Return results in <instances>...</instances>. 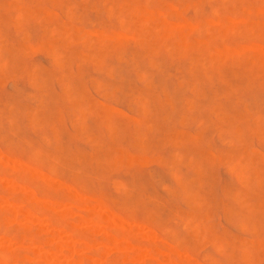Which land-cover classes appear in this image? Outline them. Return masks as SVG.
Segmentation results:
<instances>
[{
  "label": "rangeland",
  "instance_id": "obj_1",
  "mask_svg": "<svg viewBox=\"0 0 264 264\" xmlns=\"http://www.w3.org/2000/svg\"><path fill=\"white\" fill-rule=\"evenodd\" d=\"M50 1H53V4H51ZM56 1L57 2L61 1V3H58V5H57ZM138 1L137 0H134V1L133 0H120V1L119 0H98V1L97 0H84V2H83V0H24V1L21 0V2H20L19 0H3V1L0 0V2H1L0 3V48L2 46V48L0 49V63L2 61L5 63V65L3 66V70L0 66V71L2 70V73L0 72V96H1L0 97V106H1L0 109L1 108L5 109V110H0V120H1L0 122H2V125H1L2 128H0V137L2 136L1 134L4 133V135H6V138H7V139H5V136L3 135L4 136L3 141H0V152L6 153L8 155V157L11 156V158H13V159H15V157H17L16 159H20L19 161L23 160L22 162H26V164H30V166L32 168H34L33 173L36 177H33V178H31V180H29L30 178H28L27 175H26L27 178L24 176L25 180L27 179V181L28 180L29 181L27 183H24L25 186L26 185H28V186H26L25 192L22 191V194L27 193V195H29L30 193L33 192L32 194H35V196H37V199H38L37 205L38 206L41 203L47 204L48 200H46V199H50V198L52 200L58 201V202L67 201L68 204L67 203L66 204L50 203V206L52 209V214L53 215L56 214L55 215L56 219L59 218L57 215L62 214L64 211H68V212H70L69 213L70 216H69V214H67L66 217H68V218L64 217V219L76 223L79 230L90 228V226L94 227V225H95V227H96L95 229H97L100 233H106V229L103 226L96 225L94 222H87L84 224H80L78 222V224H77V219L79 220L80 215L82 213L86 214V211L84 209H81V208H80L81 211H79V207H77L78 208V210H77V208L74 206V204L69 203L70 199L69 198L67 199L68 196L66 197V195H64L66 193H63L64 196H62V197H64V198L61 199V197H58L59 196L58 194H60L63 189H64V191H66L68 188V187L66 188V186H69L70 188L73 187V189L77 190L79 193H82L83 195L85 194L84 197H86V195L88 197V195H89V197L91 196L92 198H93V196H94V198L95 197H97L99 199L101 198V200L104 202V204L111 211L113 210V212H115L116 214H119L120 217H122V218L124 217L123 219H125V220L131 221V222L135 221L134 222L135 225L132 226L133 229L132 228L131 229L133 231H135L136 233H139L141 235H146L147 234V231H146L147 228H154L155 230L154 229L153 230L155 231V234H157V235H155L157 237V238L155 237L156 241H154V239H153L154 237L151 238L150 236L144 237L143 239H139L140 242L139 241L136 242V240H132L134 242L135 247L138 249L136 251L137 257H138L139 261H142V262L145 261L144 264H157L156 262H158V264H159L160 262H162V261H160V259L161 260L165 259V257H169L172 260L175 259L177 262H180V263H184V261L186 262V260H189V261H192L191 264H198V263H200V264H203V263L204 264H208V263H210V264H214V263L226 264L228 262V260H229V262L227 264H230V263L232 264L237 259L239 262H235V264L236 263L237 264H240V263L241 264H246V263L264 264V237H263V235H264V231H263L264 230V222H263L264 221L263 220V218H264V212H263L264 211V209H263L264 208V189L261 190L262 185L264 186V182H263L264 180L261 179V178L264 179V162H262V161H264V142H263L264 141V133H263L264 131H260V129L262 128L261 125H263L262 123L264 122V118H263V116H264V107H263L264 104L262 105V102L264 103V96L261 95L264 92V90H263L264 85H263V88H261V86H262L261 81H262V84H264L263 83L264 82V70H263L264 68L262 69L264 63H261L258 60H257V62H256V60H254V62H253L252 60L248 59L245 56L247 54V52H249V51H246L247 49H245L246 45H248L249 47H256V48H263L264 49V34H263V31H264L263 24L264 23H262L263 22L262 20H264V16H263L264 15V0H260V1L259 0H254V1L253 0H249V1L248 0H242V1L241 0H225V2H224V0H217V1L216 0H198V1L197 0H183L184 2L182 0H180V1L179 0H153V1L152 0H141L140 2H138ZM144 1H145V3H144ZM181 1L183 3H181ZM203 1H204V3L202 4ZM235 1H236V3H235ZM244 1H246V2L244 3ZM31 2H33V4L35 2V4L31 5ZM124 2H126V3L127 2L128 3L136 2V4H138L140 6H142V5L146 6L149 9H154V11L157 9H160L161 13L163 12L162 15L164 13L166 14V12L168 11L167 12L168 14H166L167 16L166 15L165 16L168 18L169 21H171V25L173 27L179 26V23L181 25V21L187 22L190 20V22H187V23H190V26L187 25L184 29L185 31H189V32H186L187 34L185 37L186 38L189 37L186 40L195 43L197 37H198V39H201L203 37L202 40L207 39V40L213 41V42L207 43L210 45L209 48L207 47L208 45H205V42H203V43L200 42V43L195 44L191 47H188V49L186 48V50H185L183 45H181V44L178 45L177 43H175V41L179 40L177 35H172V34L168 35V36L159 35V34H157L156 29H154V28H148V29L144 28L142 31L143 33H137L136 31H139L140 30L139 28L143 27V23L141 20H140V22L137 20L138 18L136 17V14H134V13L132 14V11L134 12L135 9L132 7H129L128 4L125 5L126 3H124ZM149 2H150V4H149ZM72 3H73V7L70 6V5H72ZM187 3H188V5H187ZM8 4H10V5H8ZM64 4H66V5H64ZM239 4L242 5V8H241V5L239 6ZM243 4H245V5H243ZM62 5H64V6H62ZM76 5H77V7H76ZM98 5L101 7H99ZM109 5H111V9H112V12L110 9V13L107 10L108 9L107 6H109ZM120 5H122V6L120 8H118ZM170 5L172 8L170 7ZM175 5H177V6H175ZM185 5H186V8L182 9V7H185ZM193 5H194V10H193ZM216 5H217V9H218L217 13L220 15V16L219 15L218 16L222 17V19L225 20V22L222 24H224L228 27L231 26L225 30V33H222L223 31L222 32L217 31L218 25H216V23L214 24L215 21H213L211 23L207 22V19H211V18L216 19L218 17L217 14L212 13V12H214V9L216 10ZM54 6H56V7L58 6V7L54 8ZM59 6L62 7L60 9H62L63 11L60 9H59L60 11L58 10ZM65 6L67 8H70V9H66ZM88 6H89V9H88ZM155 6H156V8H155ZM196 6H198V7H196ZM230 6H231V8H230ZM244 6H246V7H244ZM94 7H97V9ZM195 7H196V9H195ZM201 7L204 8L205 11H204V9H201ZM4 8H6V9H4ZM32 8H33V10H32ZM173 8H175V9H173ZM244 8H245V11L247 12V14H246V12L244 13ZM35 9H37V10H35ZM39 9H40V11H39ZM43 9H44V11H43ZM170 9L171 10L173 9L174 11H170ZM180 9H182V10H180ZM200 9L202 11V12L200 11L201 13L199 12ZM233 9H235L238 13L236 11H234ZM261 9H262V12H261ZM256 10L258 11L259 14H257ZM2 11H5L6 13H4ZM7 11H9V12H7ZM49 11H51V12L49 13ZM98 11H100V12H98ZM28 12H30V13H28ZM104 12H106L107 14ZM121 12L123 13V15ZM179 12H181V15H183V17H185L186 19H184L180 15ZM208 12H209V14H208ZM230 12L231 13L233 12V13L230 14ZM3 13H4V15H3ZM16 13H18L20 15H18ZM45 13L47 14V16ZM80 13H82V14H80ZM118 13H121V14H118ZM66 14H67V18H65ZM68 14L70 16L72 15L70 17L71 20L68 19L69 18ZM73 14L76 16H74ZM116 14H117V16L120 15L119 17H121V18L123 16L124 20L123 19L122 20L125 22V28L120 26L122 24V20H121V18L116 19L117 18ZM194 14L195 15L197 14L196 15L197 18H196V16H194ZM37 15H39V16H37ZM80 15L81 16L83 15V17H81ZM105 15H107V17ZM171 15H172V18H171ZM235 15H236V17H235ZM254 15H255V17H254ZM41 16H43V17H41ZM133 16H135V17L133 18ZM241 16H242V19H240ZM102 17L105 18V20H104L106 22L105 24L103 23L104 21L100 22V21H102L101 19H103ZM177 17H178V20H177ZM191 17L194 18V20ZM232 17H234V18H232ZM238 17H240V18H238ZM99 18H100V21H99ZM235 18H237V19H235ZM252 18H254V19L251 20ZM257 18L259 19L258 21H257ZM14 19H16V20H14ZM63 19H65V20H63ZM238 19H239V21L237 22ZM38 20H40V21H38ZM75 20L79 21V23H76L77 21H75ZM113 20H115L116 23ZM119 20H121L120 25H119ZM134 20H137V21L135 22ZM231 20H235L234 22H236V24H234L233 22H232L233 23L232 24ZM28 21H30L31 24ZM33 22L35 23V25ZM92 22H94V24ZM110 22H112V23L110 24ZM117 22H118V26H116ZM192 22H195V23L192 24ZM196 22H198V23H196ZM248 22H250V23H248ZM251 22H252V24H251ZM99 23H100V25H99ZM212 23H213V25H216V26H213ZM112 24H114V26ZM8 25H11L10 28ZM13 25L16 26V28ZM30 25H32V26H30ZM88 25L91 27H89ZM93 25H95V26H93ZM102 25H103V27H101ZM128 25L131 29L128 28L129 31H126ZM193 25L194 26L196 25V27H192ZM208 25H209V27L210 26H212V27L208 28L207 27ZM248 25L251 26V29H249L250 27ZM21 26H23V29L21 31H19L20 32L19 33L17 31L19 30V27H21ZM49 26H50L49 32L51 31L52 28H54L53 29L54 31L52 30V33L54 32L53 36H51V34L48 35V33H49L48 30H47V32H46V30H44L45 27L47 28ZM232 26H234V27H232ZM244 26H245V29L243 28ZM17 27H18V29H17ZM36 27L38 30L36 29ZM67 27H69V28L66 29ZM73 27L78 28V30L77 29L73 30ZM189 27H192V28H189ZM197 27L198 28L200 27V28L198 29ZM95 28L97 30H95ZM122 28H124V29H122ZM206 28L208 30H210L211 33L208 32V30H206ZM35 29L37 30L36 31L37 33H35V31H34ZM47 29H49V28H47ZM62 29H63L64 33H63ZM232 29H234L236 31H234ZM252 29H254V31H253L254 33L252 32ZM8 30H9V32H8ZM87 30H88V32H87ZM196 30H199V31H196ZM231 30H232V32H237V33H232ZM249 30H250V32H249ZM38 31H39V34H38ZM44 31H45V34H44ZM68 31H71V33ZM193 31L194 32L196 31V34ZM245 31H248L249 33L245 32ZM100 32H102V33H100ZM113 32H114V34H116V36L118 35L120 40L117 39V41H115L116 36L113 34ZM118 32H120V33L118 34ZM121 32H122V34H121ZM125 32L127 35L124 34ZM198 32H199V34H198L199 36L197 35ZM40 33L42 35L43 34L44 35L41 37ZM67 33H70V34H67ZM80 33H82V34H80ZM133 33H135L134 36H132ZM208 33H210V34H208ZM216 33H218V34L215 35ZM238 33H240V35ZM255 33H256V35H255ZM7 34H8V36H7ZM66 34H67V36H66ZM101 34H103L104 37H102ZM108 34H110V36ZM129 34H131L130 37L128 36ZM147 34H148V37H147ZM200 34L202 36H200ZM219 34H222V36L220 37ZM232 34H234V35H232ZM252 34H254L255 36H253ZM258 34L260 35V37H262V36L263 37L260 38ZM26 35H29V36H26ZM35 35H37L38 38L35 37ZM47 35H48V37H46ZM64 35H65V37H64ZM119 35H121V36H119ZM213 35L217 36L218 39H217V37L215 38ZM246 35H250V36L246 37ZM85 36H86V39H84V41H83L82 39L85 38ZM131 36H132V38H131ZM209 36H210V38H209ZM232 36L236 39V41L233 39ZM25 37L27 39H25ZM28 37L29 38L31 37L29 39L30 41L28 40ZM99 37H102V39H100ZM137 37L138 38L143 37V40L141 41V39H139V40L135 41V39ZM195 37H196V39H195ZM222 37H225V38H223V40H222ZM231 37L234 41L231 39ZM2 38H3V41H1ZM11 38H12V41L15 40V43L13 42V45H12L11 40L9 41V39H11ZM69 38H72L73 40L69 41ZM98 38L100 41L98 40ZM5 39L6 40L8 39L7 43L5 42L6 41ZM46 39H47V41H46ZM101 40L105 43L102 44ZM118 40H119V42H118ZM126 40H127V42H126ZM227 40L229 41V43L231 42V44H228ZM43 41H44V43H43ZM91 41H93V42H91ZM113 41H115V42L113 43ZM130 41H132L131 42L132 45L133 44H136V45L132 46L130 44ZM134 41H135V43H134ZM138 41H140V42H138ZM214 41H215V43H214ZM224 41H226V42H224ZM29 42L31 45L29 44ZM236 42H238V43H236ZM89 43H90V47L88 46ZM121 43H122V45H121ZM123 43H124V46H125V44L127 45V46H125V48L122 47ZM216 43H217V45H216ZM38 44H39V46L37 47L36 45H38ZM83 44L85 45V48H84ZM101 44H102V46H101ZM202 44H204V45H202ZM223 44L228 45L229 47H236V48L238 47L237 52H235L236 56H234V57L229 56V57L222 58L221 55L217 53L216 48H220V49L223 48V46H224ZM242 44H243V46H242ZM67 45H68V47H67ZM239 45H241L240 46L241 48H239ZM6 46L8 48L5 50L4 47H6ZM154 46L156 47V49H154ZM118 47H120V52L124 51L122 53V55H119V56H117L118 54L115 55V53L118 52V50H119ZM121 47L124 48V50ZM143 47H144V49H143ZM165 48H168L169 50H167ZM196 48H200V49L197 50ZM47 49H50V52L52 51V49H53V51L55 49L56 51H54V54H55V52L58 55L61 54V57H59V56L57 57V54L55 56H54V54H51V56H50L49 55L50 52L48 53ZM110 49H112V50H110ZM127 49H128V51L126 52ZM183 49H184V52L182 51ZM208 49L209 50L211 49L212 52H215V54L217 55L216 57L214 56L215 57L214 59L210 57L209 53H211V51H208ZM27 50H29V51L26 52ZM80 50L82 51V53ZM156 51L159 52L160 57L158 56V53H155ZM171 51H172V54H171ZM199 51H201V52H199ZM25 52H26V54H25ZM21 53H22V56L19 55ZM133 53H134V55H133L134 57L132 56ZM153 53H155L157 56ZM185 53H186V55H185ZM237 53L240 54L241 56H239ZM71 54H72V56H71ZM127 54H129L130 56L128 55L129 56L128 57ZM138 54H139V56H138ZM149 54H151L152 56H150ZM167 54L169 57L167 56ZM25 55H27V56H25ZM107 55H111L110 59L107 57ZM124 55H126L127 58ZM148 55H149V57H147ZM171 55L174 58L171 57ZM182 55L185 56V57H183V59L181 58ZM190 55L192 56V58L194 57V59H191ZM213 55H214V53H213ZM219 55H220V57H219ZM243 55L246 58L243 57ZM76 56L78 58L85 57L86 62H84V58H83V63H81L82 61L80 62V60H78V59L76 61V59H75ZM116 56L118 58L120 57L119 59L125 57L124 58L125 61L127 60L126 64L123 65V62H125L124 59H122L123 62L121 60L122 63L119 62L120 60L117 59ZM238 56L240 58L242 57L243 60L241 59L239 62L240 58H238ZM65 57H66V61H68V62H66L64 60ZM98 57L100 58L99 60H101L102 57H104L106 60L104 58H102V61L104 59L103 62H101V63L95 62V61H98L97 60ZM131 57H132V59H131ZM155 57H157V58H155ZM158 57L160 59V60H157L159 64L155 63L157 61H154V60L158 59ZM170 57L173 59H171ZM5 58H7V59H5ZM82 58H80V59H82ZM113 58L115 60H113ZM128 58H130V59H128ZM143 58H144V60H143ZM148 58H150V59H148ZM180 58L182 59V61ZM187 58H189L190 62L188 61ZM220 58H222V61L220 60ZM227 58L229 59L228 62L226 60ZM231 58H233V59H231ZM52 59H53V61H52ZM58 59H60V61ZM174 59H176V62L179 63V65L181 64V66L174 64V63H176ZM211 59L213 61H211ZM110 60L111 61L113 60V62L115 61V63L113 64V62H111ZM130 60H132L133 63ZM140 60L143 62V64H141V65L139 62ZM146 60H149V61H146ZM230 60H232V62ZM234 60H235L236 64H235V62L233 64ZM144 61L147 64H145ZM180 61H181V63H180ZM191 61L193 63H191ZM203 61H204V64H203ZM62 62H64L65 64L63 63L64 64L63 65ZM79 62H80V65H79ZM107 62H109V63L107 64ZM135 62H137L139 64V66H138V64L135 65L136 64ZM58 63L62 64L64 66V68L62 65L58 66ZM73 63H75V65ZM128 63H129V65L127 68ZM168 63L170 66L167 65ZM187 63H189V64L187 65ZM196 63L197 64L200 63V64L196 65ZM223 63L224 64L226 63L225 66H222V65H224ZM228 63L232 64V68H231L230 64H228ZM55 64H57V65H55ZM104 64H107V66H108L107 69H106V66ZM109 64H110V66H109ZM115 64H116V66H114ZM117 64L119 67L117 66ZM148 64H150V65H148ZM155 64H158L159 66H157ZM171 64H173L172 67H171ZM194 64L196 67L194 66ZM255 64L260 65L262 67H258V66L255 67ZM68 65L72 66V68H69ZM160 65H161L162 69L159 68ZM165 65H166V67H165ZM182 65L184 68L182 67ZM190 65H192V66H190ZM17 66H19V67H17ZM29 66L31 67L30 70L28 69ZM125 66H126V68H125ZM137 66H138V68H136ZM147 66H148V68H146ZM168 66H169V71H168ZM176 66H177V68H176ZM193 66L195 68H193ZM219 66L221 67L220 68V71H222L221 74H219L220 73ZM32 67H35V68L37 67L38 69L36 68L37 70H34L35 68L33 69ZM58 67L63 68V69L62 68L61 69L64 71L65 76L63 75V78H62L64 80L61 79L60 75H59L60 78H58L57 74L63 73V71L60 70V68H58ZM77 67H79V69H76ZM115 67H117L118 70ZM142 67L144 68V70L147 69L146 70L147 72L150 71V72H148L149 75H151L150 77L148 76L146 71H145L146 73H144V74H142L144 71L142 73L141 72L139 73V71H135V70H140V69L142 70L143 69ZM250 67H251V69H252V67H255L253 69L254 71L249 69ZM111 68L113 69L112 72H111ZM129 68H132V69H129ZM165 68H167V70ZM175 68H176V71H175ZM207 68H208L209 72H207ZM31 69L33 70V75H32ZM181 69H185L184 70L185 73H182L183 70L181 72ZM188 69H190L194 73L190 74L191 72ZM211 69H214V71ZM216 69L219 72H217ZM23 70H24V73H23ZM69 70H71V71H69ZM255 70L257 71L258 74L255 72ZM258 70H261V72ZM29 71H31V74ZM55 71H56V73H55ZM106 71H107V73H105ZM128 71H129V73H128ZM156 71L158 73H156ZM160 71L161 72L163 71V72L161 73ZM26 72L27 73L29 72L28 75L31 76V77L28 76V77H30L29 80L32 78V76L35 75L34 72L37 74L36 76L39 75L38 79H41V77H42V80L39 81L37 79V81H36L33 78V81H34L33 82L34 85H33V83H31L32 80L29 81L27 79L28 77H27ZM205 72H206V74L208 73L207 76L210 73L211 76H209V79L206 76ZM75 73H78V74H75ZM135 73H136V75L138 74V76H136ZM196 73H197V75H196ZM42 74H44V75H42ZM55 74H56V78L59 79L58 82L56 81L57 79H55ZM108 74H110V76ZM185 74H186V76H184ZM214 74L217 76V78H219L217 81H216L217 78L215 77ZM251 74H252V76H251ZM73 75H74L75 79H73ZM139 75L142 78H140ZM181 75H182V77H181ZM192 75H196V77H198L199 79L196 78L195 76L192 77ZM43 76H45V78ZM77 76H78V78H77ZM79 76L82 77L83 79H80ZM120 76H122V77H120ZM188 76L190 79L188 78ZM247 76L250 80L252 77H254L252 82L250 81V83H248L249 79L247 78ZM93 77L94 78L96 77V80H98L99 83H98V81L95 82V79ZM147 77H149L148 81L151 82V83L149 82L151 85L150 84L148 85V83H147L148 81H146ZM178 77H180V78H178ZM185 77H186V80L189 79L190 84H187L188 81L183 79ZM256 77L258 78L259 83H258V81H256L257 80ZM43 78L45 80L46 79L47 80L44 81ZM71 78L74 80V84L72 83L73 80H71ZM66 79L69 80V86H71L74 89V92L81 90V92L83 94L80 91H79V93H81V94H79L77 92L79 95L77 93L72 94L73 93L72 88L65 84V82L67 81ZM150 79H152V81ZM194 79H196V80L198 79L199 82H198V80L196 81ZM207 79H208V81H207ZM191 80H192V82H191ZM201 80H203V83H200V82H202ZM209 80L211 81V83L209 82ZM35 81H36V83L40 82V84L39 83L36 84ZM43 81L45 83H43ZM48 82H49V84H48ZM255 82H257L261 86L257 84L258 85V88H257V85ZM62 83H64V84H62ZM101 83H103V84H101ZM109 83H111V84L109 85ZM112 83L114 84L113 86H112ZM176 83H179V84H177L178 86L176 85ZM197 83L199 84V87L197 86L198 85ZM246 83H248L249 85H247ZM45 84H47V85L44 88ZM67 84H68V82H67ZM100 84H101V88H100ZM144 84H146L148 87L145 86ZM194 84H195V86H194ZM209 84H210V86H209ZM245 84H246V87L248 86L246 88L248 94L246 92H244V90H245L244 87H240V85L245 86ZM36 85H37V87H36ZM40 85H41V87H43V90L45 89L48 91L47 94L45 93L46 95L44 93H42L43 90L41 89ZM48 85H50L52 87H50ZM64 85H66V86H64ZM76 85H79V87ZM179 85L181 86L180 88H179ZM185 85H186V87H185ZM151 86L155 90L150 88ZM159 86H161V89ZM250 86H251V88H250ZM47 87H50V88H47ZM106 87L107 88L109 87V88L107 89ZM112 87H114V88H112ZM115 87L119 88V90H116ZM212 87L214 89H212ZM216 87L218 88L219 91L216 90L217 89ZM235 87H238V88H235ZM255 87H256V89H255ZM36 88H39V89L37 90ZM110 88H111V92H110ZM157 88L160 90H158ZM200 88H201V90H200ZM243 88H244V90H243ZM77 89H79V90H77ZM141 89H142V93L144 92L149 96V97H147L146 94H144L146 97L143 95L141 96L142 98L144 97V99H145L144 100L145 102L142 99H140L141 102L143 101L144 104L143 103L141 104L140 100L137 99V98H139V96L142 93L138 92L140 94L137 97L138 93H136V92L140 91ZM203 89L205 91V92H203L204 94H202ZM248 89L250 92H252L251 93V94H253L252 96H250V92L248 91ZM53 90H55L56 92ZM115 90H116V92L114 93L113 91H115ZM147 90H148V92H147ZM232 90H233V92H232ZM257 90H259L260 92H258ZM39 91H40V93H42V95H39L40 94ZM47 91H45V92H47ZM157 91L160 93L158 94ZM214 91H217L218 93L216 92V94H215ZM261 91H263V92L261 93ZM70 92H72V93H70ZM126 92H127V94H126ZM238 92H239V94H237ZM27 93H28V95H27ZM31 93L32 94L34 93L35 96L39 93L37 96L38 98L41 96L44 97V100H43L44 104L42 103V100L40 102H36V101H39L40 98H39V100L35 99L37 97L34 98V95H32ZM63 93L65 95H68L70 93L72 98L70 95H69L70 99L65 98V95H63ZM111 93H113V94H111ZM148 93L149 94L152 93V94L149 95ZM259 93H261L260 94L261 96L259 95ZM99 94H101L103 96H101ZM201 94H202V96H201ZM75 95L79 96V97L76 98ZM83 95H85V97ZM135 95L137 98L135 97ZM226 95L228 96V98ZM247 95H248V97H247ZM50 96H51V99H50L51 101L47 100V99H49ZM69 96H66V97H69ZM132 96L135 97L137 100H135V98L133 99ZM207 96H209V97H207ZM214 96L215 97L217 96V98H214ZM230 96L234 99L235 102L233 101L232 98H231L232 100L230 101ZM253 96H255L254 97L255 103H258L256 105L254 104V102L251 101L253 99L251 97H253ZM56 97H58L59 99ZM63 97L65 98V100H63L64 99ZM80 97H82V99L84 97V100L79 99ZM202 97H203V99H202ZM237 97H240L242 100L240 98H237ZM148 98H151L150 99L151 101ZM190 98H192V100L187 102V103H190V102L191 103L187 104L185 102V100H188V99L190 100ZM206 98H207V100H206ZM212 98H214V100ZM220 98H222V99H220ZM261 98L263 99V101L261 100V102H260L259 100ZM31 99H33L32 102L30 101ZM34 99H35V101H34ZM57 99H58V101L56 102ZM77 99H79L80 102L77 101ZM152 99H153V101H152ZM168 99L171 103L169 101L167 102ZM178 99H182V100H180V102H178L179 101ZM193 99H195V100H193ZM238 99H240L241 101H243L245 99L246 101L244 100L243 102H241ZM10 100L13 103H11ZM62 100H63V102H62ZM69 100H71V101H69ZM4 101L5 102L8 101L6 103L7 105H5ZM72 101H73V103L75 102V106L72 103ZM148 101H150V102H148ZM163 101L165 104L163 103ZM194 101H196V102H194ZM199 101H202V103ZM78 102H79L80 106L78 105ZM102 102L105 104L106 103L108 104V107L106 106L107 104L105 105V108L107 107L106 109H104V104ZM153 102L154 103L156 102L155 103L156 105L154 104V107H153V105H151ZM192 102L196 103V104L193 105ZM206 102L207 103L211 102V103L209 105H207ZM226 102L229 104L231 103V105H228ZM36 103H40L38 105H41V103L43 104L42 107L39 106L41 108L38 107L39 109L37 111H36V109H37ZM233 103L234 104L236 103L235 104L236 106H234ZM239 103H240V106H239ZM34 104H36V105H34ZM197 104H199L201 107ZM223 104L225 106V109H224V107L222 108V106H221ZM87 105H89V106H87ZM111 105H112V107H111ZM144 105H145L146 110L144 111V115H143ZM149 105L152 107H150ZM171 105L174 106L173 108H175V109L170 107ZM188 105L189 106L192 105L191 108ZM210 105L212 107H210ZM245 105H247V106L249 105L248 107L246 106V108H248V110H250V111L256 110L255 112L259 111L260 113L259 112L256 113V116H255L254 115L255 112L254 113L251 112L252 114L250 115L249 111L244 108ZM253 105H255L256 107L259 106V109ZM8 106H10V107L12 106L13 108L9 109L10 107L7 108ZM141 106H142V108H141ZM146 106H148V107H146ZM161 106H162V108H161ZM197 106H199V107H197ZM228 106L232 107V109H230ZM250 106H252L251 107L252 110L250 109ZM30 107H31V110H30ZM78 107L79 108L81 107L82 110L84 109L83 110V111H85L83 113L84 115L81 114L82 110L80 112L79 111L80 109ZM116 107H117V110H116ZM216 107L218 109L220 108L219 111H221V108H222L223 112H225V113H226V111H224V110H228V108H229L230 114H229V111H227L229 115L227 116V113L223 115L222 111H221L222 112L221 113L218 111V109H215ZM253 107H255L256 109ZM71 108L73 111L71 110ZM113 108H115V109H113ZM140 108L142 109V112H141ZM177 108H178V110H177ZM184 108H185V110H184ZM18 109H19V111H18ZM28 109L30 110V112L28 111ZM9 110L11 111V113L9 112ZM104 110H107V111H104ZM121 110L124 112L121 113ZM171 110L174 112V115H173ZM183 110H184V112H183ZM216 110L218 111V114H221L220 118H222V119H219L218 118L219 115L215 114L214 111H216ZM25 111H28L29 113L28 112L25 113ZM32 111H35L34 113H35L36 117H34L35 115H33ZM14 112H16V114H14ZM72 112H75V113H72ZM112 112H113V114H112ZM180 112H182V113H180ZM8 113L10 116L7 115ZM165 113H167V114H165ZM231 113L234 114L233 115L234 117L235 116L237 117V118L235 117L233 121L231 120L233 118V116H231L232 115ZM24 114L26 115L27 118L24 116ZM27 114L29 117L27 116ZM181 114L184 115L182 117L183 122L180 121L181 120L180 118L182 116ZM12 115H14V116L16 115L15 119H17V122L20 126L16 125L17 126L16 127L15 121H14V123H12L14 120L13 119L11 121V119L13 117ZM32 115H33V117H32L33 121L30 122V119H31L30 117ZM225 115L227 116V118H225ZM8 116H9V120L6 118ZM113 116H114L115 120H111L110 118H108L110 120H105V119H107V117L113 118ZM133 116H135V118H133ZM144 116L147 117V120L145 119V122L144 121L142 122L141 119ZM254 116H255V118H253ZM170 117H172V118L170 119ZM228 117L230 118V120L228 119ZM258 117H260L261 119ZM139 118H141L140 120H141L142 124L140 123V120L137 121V119H139ZM173 118L175 120L177 118V121H175ZM256 118H257L258 126H260L261 128L260 127L258 128L257 126L255 127V125H257V122H255V121L252 122V119H256ZM240 119H242V120H240ZM258 119H260V120H258ZM121 120L124 122L121 123ZM132 120L133 121L135 120V122L137 121L136 123L138 124V127H137V124L135 122L134 123L131 122ZM143 120H144V118H143ZM148 120H150V122H147ZM206 120H208V121L206 122ZM211 120H212V122H211ZM237 120L239 121V123ZM261 120H263V121H261ZM106 121H109V122H106ZM113 121H115L116 123ZM223 121L227 125L224 124L225 128L220 129L221 125L224 127V125L222 124ZM243 121H244V124H246V125L241 123ZM110 122H112V125L115 124V126L114 125H113L114 127L111 126V124H109ZM228 122H231V124ZM105 123H106V125H105ZM149 123H151V124H149ZM211 123H213V124H211ZM237 123L242 125L241 128L239 127L242 131L237 130V129H239L238 126H240V125H238L237 128L235 127V125H237ZM254 123H255V125H254ZM9 124H11V126H9ZM78 124L81 125V127H79ZM85 124H87V125L85 126ZM103 124H104V126H103ZM133 124H134V126H133ZM144 124L146 126H147V124H149L150 128L148 127L146 129V126H144ZM5 125L6 126L8 125L9 127L13 126L12 128H9L7 126V128L10 130L12 129V133L17 130L15 135H14V133L13 134L11 132L9 133L8 132L9 130L6 129ZM27 125L30 127H28ZM38 125L40 126L39 129L37 128ZM119 125H121L122 127ZM127 125H128V127H126ZM129 125H131L130 129H129ZM155 125L157 126V128L155 127ZM230 125L233 127L232 131H231L232 127H230ZM33 126H34V129H33ZM46 126H47V128H46ZM52 126H53V128H52ZM76 126H77V128L80 129V131H79V129L76 128ZM83 126H84V129L82 128ZM227 126H229V127H227ZM244 126H247L248 129ZM42 127L44 128L43 131H42V129H43ZM107 127H110V128H107ZM133 127L137 128L136 132H135L136 128L134 129ZM13 128L15 130H13ZM16 128L20 129V131ZM50 128H52L53 130ZM54 128L57 129V130L55 129L57 131L56 133H55ZM81 128H82V130H81ZM132 128L134 130H131ZM234 128H236L237 132L234 131L235 130ZM255 128H256L257 132L260 131L262 133L261 134L260 132H258V134L260 133L262 135L261 137L258 134H256ZM74 129H76L77 131ZM141 129H143L142 132H144L147 136L145 134H143L145 138L140 139V142H139L138 141L139 138L141 136H143ZM148 129H151V130H148ZM198 129H199V131L201 130L200 134L201 133L202 134L200 136H203V137H200L198 135L199 133L198 134L196 133V131ZM33 130H35V132ZM218 130H220V131L218 132ZM224 130L225 131L227 130L228 134L230 133L229 134L230 137H228V135H225V133H227V132H225ZM263 130H264V128H263ZM247 131L248 132L250 131V132L247 133ZM33 132H34V134H33ZM107 132H110V135H111V133L113 134V135H111V136H113V139L111 136H108L109 133H107ZM217 132L219 133V135L217 134ZM233 133H234V135H233ZM244 133H245L246 137H244V135H242ZM55 134L57 135V137ZM86 134H87V136H86ZM194 134L195 135L197 134L196 137L194 136ZM223 134H224V136L222 139L228 138L229 141L227 139L226 140L224 139L225 141L221 142L220 137H222ZM238 134H240V136L242 137V139L244 141V143H243L240 136L238 138L242 142L236 138L238 143L241 144L240 146L238 143H236V140H234L235 138H233V136L237 137ZM43 135L44 136L48 135V138H46L47 136L44 137ZM91 135L94 137L92 138ZM139 135H141V136L137 139L136 137H138ZM257 135L260 139H258ZM134 136H135V138H133ZM186 136L188 139L186 138ZM225 136H227V137H225ZM247 136H249V137H247ZM25 137L31 138L32 142H35V141L36 142L33 143L32 145L30 144V146H29V143L31 141L26 142V140L23 139ZM42 137H43V139H41ZM253 137H255V138H253ZM17 138L19 140L18 142H22L19 144L20 147L22 146V148H23V146H24V148H23L24 150L22 148H19L20 150L18 152H16L18 150V148H16V145H14L15 144L14 141H16V144H17V140H16ZM45 138L48 140V142L44 141ZM0 139H2V137ZM136 139H137V141H136ZM147 139H148V141H147ZM230 139H231L233 144L230 143L231 142ZM257 139H258V141L256 142ZM8 140H10L11 143ZM27 140H30V139H27ZM49 140H50V142H49ZM134 140L137 143H135ZM141 140H143V141L145 140L144 141L145 143L148 142L147 143L148 147H146L144 145L145 143L144 142L142 143ZM245 140H246V142H245ZM253 140H254V142H253ZM173 141L174 142L178 141V143H179V141H181V142L179 143V145L177 144L178 146H176L175 145L176 143H172ZM1 142L5 143L6 146H4V144L2 145ZM138 142L143 144L146 147V150L148 149V151L145 150L146 152H142L143 150H141V147L143 149L145 147L141 146V144H139ZM228 142L231 145L228 144ZM99 143H100V146L102 145V147H101L102 149H99ZM34 144H35V146H33ZM57 144H60L62 147L60 145H58L60 148H56ZM10 145L14 148L15 152L11 151L13 149ZM19 145L17 144V146H19ZM37 145H39V146L42 145V146H40V147H42V149H41L42 151H40L38 149L39 150L38 153L34 152V150H37V148L39 147V146L37 147ZM64 145H66V146H64ZM232 145L233 146L235 145L236 147L235 146L233 147ZM7 146L10 147L9 148V149H11L10 151H8L9 149L7 148ZM188 147L191 148L190 152H188L189 151ZM244 147H245V150L243 149ZM4 148H6V149H4ZM25 148H27V149H25ZM61 148H63V149H61ZM251 148H253V149H251ZM97 149H99V150H97ZM207 149H209V150H207ZM210 149L213 150V152L211 150V152L213 154L210 152ZM254 149H255V151H254ZM72 150L75 153H73ZM121 150H122V153H121ZM132 150L135 152H138L139 150L140 151L138 153H135V152H132ZM176 150H181L182 151V152H180L181 154L178 153L179 151L175 152ZM220 150H222V151L220 152ZM24 151H26V153H24ZM30 151L34 152L36 154V156L38 154H40L37 156V157H40V159L37 157L35 158L36 160L39 159L38 160L39 162L38 161H36V163L34 162L35 160H34L33 156L35 157V155L34 154L31 155ZM46 151H48V152H46ZM224 151H227V152H224ZM10 152H12V153H10ZM76 152H77V154H76ZM183 152L184 153L186 152V153L184 154ZM187 152L189 153V155L187 154ZM246 152L247 153L249 152V153L247 154ZM3 153L0 156H6ZM27 153H30V157L27 156L28 155ZM70 153H72V154H70ZM174 153H176V154L178 153L179 155L177 154L175 157ZM182 153L184 156L182 155ZM218 153H220V154H218ZM221 153H222V155H221ZM232 153H234V154L232 155ZM74 154H75V156H73ZM121 154L123 156H121ZM128 154L130 155L129 158L131 161L128 158ZM134 154L136 157L138 155V158H133V157H135ZM172 154H173V156H172ZM69 155L71 158L69 157ZM220 155H221V157H220ZM49 156H51V157H49ZM117 156L119 159L117 158ZM178 156H180V157H178ZM189 156H191V157H189ZM222 156H224L225 159H224V157L222 158ZM26 157H28V158H26ZM127 158H128V160H127ZM171 158H173V159H171ZM226 158H227V161H226ZM229 158H231V159H229ZM239 158H241V160H239ZM242 158H243V160H242ZM29 159H33L34 161L29 160ZM46 159H48V160H46ZM53 159H55V160H53ZM228 159H229V162H228ZM3 160H4V158H3ZM97 160H99L98 163H94L95 161L97 162ZM102 160L103 161L106 160L108 162H106V161L103 162ZM157 160L159 161V163ZM237 160L241 161L242 164L243 163L245 164V162H246V164H247V162H249L250 164L248 163V165H246V166L243 165L244 167H242V165L241 166L238 165L240 163L236 162ZM101 161H102V163H101ZM126 161H127V163H126ZM139 161H141L143 163H141ZM156 161H157V163H156ZM177 161L178 162L181 161V162L178 163ZM199 161H200V163H199ZM40 162L45 166L41 167L42 164ZM128 162H130V164ZM189 162L191 164H189ZM234 162H235V164H234ZM169 163H170V165H168ZM197 163H199L198 164L199 168H198V166L197 167L195 166V164H197ZM47 164L49 166H47ZM96 164H98L99 166L97 167ZM0 165L2 167V164H0ZM51 165H53L54 167L57 166V168L53 167L55 169L54 172H56L58 170L57 172L60 174L61 170L62 171L64 170L63 171L64 174L63 175L61 174L60 176H58L57 172H56V174L51 172V171H53ZM95 165H96L97 170L95 168ZM230 165H232V166H230ZM233 165H235V166H233ZM251 165H252V167L254 165L255 169H256V167L257 168L260 166L263 167L262 170H260V172H259L260 176H261L260 179H259L260 176L258 177L259 174L257 172H255L254 168L250 167ZM14 166H17V164H15ZM169 166H171L172 168ZM237 166H240V167H238V169H241V167H242V169L245 168V170H243V172H241L242 170H238L236 168ZM247 166H249L250 168L248 167L249 168L248 169ZM1 167H0V169H1ZM43 167H45V168H43ZM100 167L101 168L105 167V169L102 170V169H100ZM48 168H50V169H48ZM175 168L178 169V171H175ZM194 168H196V170L198 168V170L196 171ZM37 169H40L41 171H39ZM72 169H74V170H72ZM171 169H173L174 172L171 173V171H172ZM204 169H205V171H204ZM234 169H235L236 173L234 172ZM247 169H248V173L246 172ZM3 170L0 171V181L2 182V184H1V182H0V184L2 186H3V183L6 184L5 187H7V190L5 189V187L3 188L2 186H0V191H2L1 193L4 194V196H8L9 198L11 196H12L11 198H13L15 195H16L15 198H17V196H18L17 201L14 200L15 198L12 199L13 201H15V203L16 202H18V203H16V206L15 205L13 206V204H15V203H12L8 200H0V208H1L0 213L2 211H4V208H6L7 206H11L13 209L16 208L18 210L17 205L22 206V204H24V208L25 207L28 208V206H29V209L31 211H33V210L38 211V213H37V211L35 213L33 211L31 216H26V217H21V218L19 216L18 219H14L8 223L5 222V224H3L4 221L2 223H0V225L3 224V226H0V232H1L0 233V245H1V242L4 243V245L2 244V246H5L7 251H9V252L10 251L11 252H21V253L25 254L27 256L28 261L27 260H26L27 262L22 261L23 263H25V264H45V262H42V260H41L44 257L43 259L48 264L49 263L50 264H58V263L59 264H66V263L71 264L70 263L71 261H73L74 259H77L79 257L82 258L81 257L82 255H84L83 258L88 257L87 254L92 257V253L95 254V251L98 250L100 247H101L100 250H104V252H106V251L110 252V254L108 255L109 257L111 255L115 254V256H114V258H115L118 254L123 256L122 253H124V254L127 253V251H126L127 249L125 248L126 246L124 247V245H127L126 243H129V242L124 237H122V236L118 237V241L116 243L117 246L119 247V250H118V248H116L117 246L116 247L114 246L115 248L113 249L109 245H107V242H103L100 239L101 238L100 234H94L93 236H89V239L95 238L91 242V248H89V250L86 249V251H85L83 244L79 243L75 247L74 253L72 254L73 256L70 255V253L67 252V249L70 246H74V243L72 242L74 240V237L71 238V236L69 234L65 233L61 228H58L59 225H58V223H56L57 221L55 219H54V221L53 220L51 221L48 218V220H49L48 221L47 215H46L47 209L43 210L45 208H43V209L41 208L44 211V213H43V211L41 212V209H40V207H42L41 205L39 207L37 205H35V207L37 206L38 209H37V207H36V209H34L35 208L34 206H33V208H31L32 203L28 204L27 201H26V203L28 205L25 204V201H23V203H22L20 201L21 200V198H20V196H21L20 191L21 190H18L20 196H19L18 192H17V194H18L17 195L16 194L17 190H15V191L12 190L15 188V186L10 185L8 183L9 181L7 179V178L12 177V176L16 177L15 173L13 175L12 171L7 170L6 174H5V172ZM42 170H44V173L46 172L48 174H40L42 172ZM237 170H238V173H237ZM8 171H10V172L8 173ZM35 171H37V172H35ZM249 171H250V173H249ZM1 172H2V174H1ZM71 172L72 173L76 172L75 175H73V176H75V178H76L78 175L79 178L77 177L76 179L77 180L79 179V181L81 183H79V181H77L78 182V184H77V182H75L76 179L74 180L75 183L72 181L73 177L71 176ZM175 173L178 174L179 177L174 179V177H172L173 176L172 174H174V176H176ZM242 173L244 174V176ZM3 174L6 175L5 178L3 177L4 176ZM7 174L9 177H7ZM54 176H56V177H54ZM68 176H71L72 178H70ZM230 176H232V177H230ZM81 177H83L86 180V182ZM3 178L6 180H2ZM53 178L58 179V181H60V182L62 181V183L64 182L65 185H62L61 183L58 186L54 185V184H56L57 180L53 179ZM80 178L82 181L80 180ZM242 178H244V179L246 178V181L244 182ZM21 179H17V180L21 181ZM48 179H51L53 182H54V180L56 181L55 183H53L54 187L57 186L55 192L58 191L55 194L50 192L52 190H50V189L48 190V188H52L53 192H54L53 185H48V186L44 185L45 184L44 182L50 181ZM240 179L245 184L244 183L242 184V182L240 183V181H239ZM257 179L259 180V183L262 184V182H263L262 185L260 184L261 187L258 186L259 183L256 182ZM83 180H84V182H83ZM97 180L99 181V183ZM182 180L184 181L185 185L183 183L181 184V182H183ZM237 180H238V182H237ZM252 180H254V181L251 182ZM30 181H31L32 186L34 188L31 186ZM32 181L38 182V183L40 182L42 184L37 183L38 185H36L37 186V188H36L35 185H33L36 183H33ZM41 181H43V182H41ZM178 181H180V182H178ZM254 182H256L258 184L256 185ZM57 183H59V182H57ZM97 183L99 184V186ZM248 183H250V184L247 185ZM69 184H71V185H69ZM79 184H81L82 186H83V184H85L86 186L85 185L84 186L86 189L88 188V190H84L83 189L84 186L80 187ZM89 184H90V186H89ZM163 184L167 187L166 189H165V186ZM245 185H247L248 187L246 186V188H245ZM250 185H252V186H250ZM254 185H256V186L254 188H252ZM45 186L47 187V190H45V191L48 194V196H50V197H47L46 196L47 194L45 195V193H43L44 190H40V192L38 190L39 188L41 189V187L43 189ZM119 186H121V187H119ZM237 186H239V187H237ZM1 187H2V189H1ZM46 187L44 189H46ZM61 187H62V189L60 190V193H59V190H57V189L58 188L60 189ZM92 187H94V190H92V189L90 190V188H92ZM250 187H251V191H249L250 189L249 190L247 189ZM118 188H120V189H118ZM126 188L128 189V191L127 190L125 191ZM131 188H134V190H132ZM170 188H172V189H170ZM235 188L237 190H235ZM8 189L11 192H8ZM129 189H130V191H129ZM231 189H234L233 190L234 192L239 193V197L234 196L233 191ZM100 190H101V192H100ZM226 190L229 191V193H226L227 192ZM41 191H42V193H41ZM94 191H96V192H94ZM102 191H104V192H102ZM131 191H133V192H131ZM189 191L192 193L193 196L191 194H189L190 200L188 199L189 203H187L186 197L188 196L187 194L189 193ZM184 192L187 195L185 197V200H183L184 196L181 195V194L185 195ZM240 192H241V194H240ZM257 192H259V193H257ZM1 193H0V196L2 195ZM11 193L14 196L11 195ZM50 193H51L52 197H51ZM91 193H93V195ZM102 193H104V196H106L108 194L106 197L109 196L108 197L109 199H107V198L105 199L103 196L99 195ZM42 194H43V196H42ZM225 194H228V195H225ZM229 194H232L235 198H233L232 195H231L232 196L231 197ZM55 196H57V197H55ZM148 196L150 198L151 197L152 198L154 197V198L150 200V198ZM191 196L193 197L192 199H194V196H196L195 197L196 200H194L195 203H193V204L191 202V200H192ZM125 197H127V198H125ZM44 198H46V199H44ZM112 198H115V199L112 200ZM215 198H216V200H215ZM240 198H242V199L240 200ZM116 199L118 200L117 203L119 205L121 202L123 205L126 203L127 205H125V206H127V208L129 205V208L133 209V207H134V210L133 211L130 209L128 210L124 206L125 210H126L125 211V210H123L124 207L122 204H121L122 206L117 207L116 206L117 204L114 202V201H116ZM123 199L124 200L126 199L127 201L125 200V203H124ZM158 199L163 200V202L166 203V205ZM217 201L220 204L217 203ZM112 202H114V203H112ZM156 202H157V205H156ZM159 202H161L160 204L162 206L158 205ZM249 202L251 203L250 204L251 206L249 205ZM90 203H93V202L90 201ZM259 203H260V205H259ZM233 205L236 208V209H234V211H233V207H232ZM248 205H249V207H248ZM97 207H98V205L95 206V208L97 210L102 209L100 207H98V208ZM121 207H123V209H121ZM163 207H165V208L163 209ZM208 207H209V210L207 209ZM170 208H172L173 211ZM250 208H251V210H250ZM259 208H260V210L258 212L257 210ZM39 209H40V212H39ZM96 209H94V210H96ZM149 209L152 210V214L154 212L153 216H155L154 217L155 223H156V221L158 222V220H159V222H161L160 224H159V222L156 224V226H154L155 224H152V225L149 224L150 219L153 217L152 215L148 216V214L151 213V211ZM225 209L226 210L229 209V211H225ZM246 210H247L248 214H247V212H245ZM76 211H78V212H76ZM129 211L131 212L130 215H129V213H130ZM148 211H150V212H148ZM243 212L246 213L247 217L250 216V219L249 218L247 219V217H246L247 222H246V220H244L245 218H243L244 216H246ZM242 213H243V216H242ZM251 213L255 216V218L258 217V220H260L262 218V220H260V222H262V223H260L255 218H254L255 223L253 220H252L253 221L252 222L251 219L254 216ZM78 214H80V215H78ZM103 214L108 216L107 212H105V211H103ZM12 215H11V217H12ZM128 215L129 216L132 215L133 218L132 217L129 218ZM146 215L150 218V219L148 218L149 223H148L147 219L145 218V217H147ZM191 215L193 216V219H192ZM142 216H144V217H142ZM2 217H0V220H3V219H1ZM69 217H71V218H69ZM189 217H190V219H189ZM175 218H176V220H175ZM133 219H134V221H132ZM66 220H64V221H66ZM154 220H151V223ZM249 220H250V222H249ZM64 221H63L64 224L68 223V222H64ZM211 221L214 223H212ZM53 222H55V223H53ZM142 222L145 224H143ZM136 223H138V224H136ZM209 223H212V225ZM55 224H57V225H55ZM53 225L58 226V227H54L55 229H53L52 228ZM210 225H211V227H210ZM245 225L246 226L250 225V226L247 229V227H245ZM254 225H256L257 228H255ZM120 226H122V225H120ZM157 226L159 228H157ZM8 227L10 230L8 229ZM124 227H125V225H124ZM166 227H169V229L168 228H167V230L165 229L166 233H167V231L173 229V231H171L172 232V241L170 239L171 236L169 235L170 231L167 233V236H165L166 233L164 232L163 228H166ZM244 227H245V229H244ZM25 228H28V230H30V229L31 230L27 232V229H25ZM127 228H129V227L127 226ZM202 228H203V230H202ZM4 229H6L8 233ZM161 229L163 230V233H162ZM23 230L26 231L25 233L30 232V234L32 235V238L35 237V238H33V241L30 239L31 241L29 242V239L27 238L26 239L27 243L20 244V243H17L14 240L9 238L10 234H11V236L13 234L16 235L20 231H21V233L22 232L24 233ZM32 230L33 231L35 230V233ZM195 230L196 231L199 230V232H195ZM258 230H259V234L255 233V231L258 232ZM31 231L34 234H32ZM3 233L4 234L7 233L8 236H7V234L3 236ZM37 233H38V237L39 236H40V238L44 237V239H45V236L47 237V235H48L47 238L50 241V245L46 244V242H45L46 240L42 241L41 239H39L37 237ZM173 233L175 234L174 236H173ZM216 233H218L217 236H215ZM40 234H42L43 236ZM254 234L255 235L258 234V235L255 236ZM33 235H35V236H33ZM96 235H97V237L100 235L99 236L100 238L99 237L97 238ZM176 235L180 236V237L186 236V238H184L185 240L182 238L177 239ZM16 236L18 238L19 235H16ZM16 236L13 235L12 237H16ZM159 236H160V238H158ZM168 236L170 238H168ZM204 236L207 237V239H204L205 238ZM148 237H150V239H148ZM236 237H238V238L236 239ZM36 239H37V241H42V243L43 242L45 243L42 245L43 248H41L42 246L39 247L36 244L38 242L35 243ZM175 239L180 240L181 244L178 242H175ZM239 239H241V241ZM256 239L258 241H260L261 243H258ZM219 240H221V242ZM242 240H244V243L241 244L240 242H242ZM157 241L160 245H162L163 243H167V241H168V243L171 244V246H173L177 249L176 252L174 254H173V252H170L171 255L164 253L163 254L164 256L162 255L164 257L163 258L161 256H157L154 252H150L149 250L145 249V248H147V246L145 245L147 243H148V245L155 244L156 246H160L157 243ZM184 241L186 242V244ZM213 241H214V244L216 245L215 247L213 246ZM245 241H246L247 246L244 248L243 245L245 244ZM216 242H218V243H216ZM175 243L177 244V246ZM182 243H184V244H182ZM257 243L259 244V247H257ZM187 244L191 248L190 250H189V248L188 249L186 248V247H188ZM227 244H229V245L227 246ZM138 245H140V246H138ZM184 245H186V246H184ZM248 246H250V247H248ZM120 247L123 249H121ZM233 247H235L234 248L235 252L232 253L230 251H232ZM162 248H164V245H162ZM221 248H223L224 251H221ZM159 249H161V247ZM234 249H233V251H234ZM243 249H248L249 251H251L250 253L252 254L251 255L252 259H249V260H252L254 262L250 263L251 261L249 262L248 258L244 257ZM219 250H220V252H219ZM238 250H239V255H238ZM122 251H124V252H122ZM228 251H229V253H228ZM224 253L226 255H229L231 253V255H229L228 260L226 258V255L224 256ZM188 254L191 257L188 256ZM234 254L237 257H235ZM37 255H39V256H37ZM150 255H152V257H154L155 260ZM205 255L209 259H210L209 255L211 256V259H212V257H214L215 259L213 258V260L210 261L209 259H207V257H205ZM40 256H41V259H40ZM156 256H157V258H155ZM185 256L188 258H186ZM203 257H205L207 260L206 259L204 260ZM232 257H233V259H231V261H230V258H232ZM241 257L245 258V259H242ZM92 258H94V255ZM112 258H113V256H112ZM94 259H92L90 261H92V264H97V263H93V262H96L95 261L96 259L95 260ZM156 259H158L160 262ZM38 260H40V261H38ZM244 260L245 261L247 260L248 262L247 261L245 262ZM12 261H13V263L11 261L1 260V262H4L2 264H19L20 260H16V263H14L15 260H12ZM90 261H88L87 264H91ZM148 261H150V262H148ZM217 261H218V263H217ZM22 262H20V263L22 264ZM196 262H198V263H196Z\"/></svg>",
  "mask_w": 264,
  "mask_h": 264
},
{
  "label": "bare ground",
  "instance_id": "obj_2",
  "mask_svg": "<svg viewBox=\"0 0 264 264\" xmlns=\"http://www.w3.org/2000/svg\"><path fill=\"white\" fill-rule=\"evenodd\" d=\"M1 1H3V0H1ZM19 1L21 2V0H19ZM23 1H24V0H23ZM97 1H98V0H97ZM119 1H120V0H119ZM133 1H134V0H133ZM137 1H138V0H137ZM140 1H141V0H139L138 2H140ZM152 1H153V0H152ZM179 1H180V0H179ZM182 1H183V0H182ZM182 1H181V3L184 2V1H183V2H182ZM197 1H198V0H197ZM216 1H217V0H216ZM241 1H242V0H241ZM248 1H249V0H248ZM253 1H254V0H253ZM259 1H260V0H259ZM259 1H258V2H259ZM50 2H51V4H53V1H50ZM56 2H57V1H56ZM83 2H84V0H83ZM161 2H162V1H161ZM218 2H219V1H218ZM224 2H225V0H224ZM245 2H246V1H244V3H245ZM250 2H251V1H250ZM0 3H1V2H0ZM2 3H3V2H2ZM8 3H9V2H8ZM58 3H61V1H60V2H57V5H58ZM63 3H64V2H63ZM63 3H62V4H63ZM91 3H92V2H91ZM122 3H123V2H122ZM124 3H126V2H124ZM144 3H145V1H144ZM147 3H148V2H147ZM151 3H152V2H151ZM193 3H194V2H193ZM198 3H199V2H198ZM203 3H204V1L202 2V4H203ZM235 3H236V1H235ZM4 4H5V3H4ZM34 4H35V2H34ZM34 4H33V2H31V5H34ZM38 4H39V3H38ZM51 4H50V5H51ZM66 4H67V3H66ZM66 4H64V5H66ZM92 4H93V3H92ZM96 4H97V3H96ZM120 4H121V3H120ZM127 4L129 5V7H132V8L135 9L134 12L132 11V14H133V13L136 14V17L138 18L137 20H138L139 22H140V20H141L142 23H143V27H140V28H139L140 30H139V31H136L137 33H143L142 31H143L144 28H146V29H148V28H154V29H156V32H157V34H159V35H163V36H165V35L168 36V35H171V34H172V35H177L179 40L175 41V43H177L178 45H179V44L183 45V47H184L185 50H186V48L188 49V47H191V46H193V45H195V44H198V43H200V42H201V43L205 42V45H208L207 47L209 48L210 45L207 44V43H208V42H210V43L213 42V41H209V40H207V39H205V40L203 39V40H202L203 37H202L201 39H198V37H197V39H196V37H195V39H196V42H195V43L186 40L187 38H189V37H187V38L185 37L186 34H187L186 32H189V31H185L184 29H185V27H186L187 25L190 26V23H187V22H190V20L187 21V22H183V21H181V25H180V23H179V26H177V27H173V26L171 25V21H169L168 18L166 17V16H167L166 14H168V13H167L168 11L166 12V14L164 13V14L162 15L163 12L161 13L160 9H157V10L154 11V9H149V8H147L146 6H143V5L140 6V5L136 4V2H134V3H128V2H127L125 5H127ZM149 4H150V2H149ZM170 4H171V3H170ZM175 4H176V3H175ZM199 4H200V3H199ZM241 4H242V3H241ZM241 4H239V6H240ZM8 5H10V4H8ZM18 5H19V4H18ZM18 5H17V6H18ZM64 5H62V6H64ZM173 5H174V4H173ZM187 5H188V3H187ZM200 5H201V4H200ZM209 5H210V4H209ZM232 5H233V4H232ZM243 5H245V4H243ZM246 5H247V4H246ZM251 5H252V4H251ZM14 6H15V5H14ZM68 6H69V5H68ZM70 6L73 7V3H72V5H70ZM70 6H69V7H70ZM98 6H99V5H98ZM121 6H122V5H120L118 8H120ZM149 6H150V5H149ZM157 6H158V5H157ZM175 6H177V5H175ZM202 6H203V5H202ZM247 6H248V5H247ZM5 7H6V6H5ZM22 7H23V6H22ZM45 7H46V6H45ZM55 7H56V6H54V8H55ZM57 7H58V6H57ZM57 7H56V8H57ZM76 7H77V5H76ZM99 7H101V6H99ZM107 7H108V9H107L108 12L110 13L111 5H109V6H107ZM109 7H110V8H109ZM170 7H171V5H170ZM196 7H198V6H196ZM196 7H195V9H196ZM224 7H225V6H224ZM244 7H246V6H244ZM250 7H251V6H250ZM60 8H62V7L59 6L58 10H59ZM65 8H66V9H70V8H67L66 6H65ZM94 8L97 9V7H94ZM155 8H156V6H155ZM171 8H172V7H171ZM175 8H176V7H175ZM175 8H173V9H175ZM183 8L185 9V8H186V5H185V7H182V9H183ZM230 8H231V6H230ZM241 8H242V5H241ZM4 9H6V8H4ZM29 9H30V8H29ZM88 9H89V6H88ZM91 9H92V8H91ZM173 9H172V10L170 9V11H174ZM176 9H177V8H176ZM182 9H180V10H182ZM201 9H204V8L201 7ZM201 9L199 10V12L201 11ZM239 9H240V8H239ZM248 9H249V8H248ZM12 10H13V9H12ZM32 10H33V8H32ZM35 10H37V9H35ZM60 10H62V9H60ZM60 10H59V11H60ZM77 10H78V9H77ZM102 10H103V9H102ZM107 10H106V11H107ZM177 10H178V9H177ZM188 10H189V9H188ZM193 10H194V5H193ZM197 10H198V9H197ZM217 10H218V9H217V5H216V10L214 9V12H212V13H215V14H217V16H218L219 14L217 13ZM233 10L236 11L235 9H233ZM250 10H251V9H250ZM25 11H26V10H25ZM39 11H40V9H39ZM43 11H44V9H43ZM46 11H47V10H46ZM62 11H63V10H62ZM64 11H65V10H64ZM170 11H169V12H170ZM195 11H196V10H195ZM195 11H194V12H195ZM204 11H205V9H204ZM256 11H257V10H256ZM2 12L6 13L5 11H2ZM7 12H9V11H7ZM31 12H32V11H31ZM35 12H36V11H35ZM50 12H51V11H49V13H50ZM54 12H55V11H54ZM56 12H57V11H56ZM68 12H69V11H68ZM98 12H100V11H98ZM111 12H112V9H111ZM135 12H136V13H135ZM177 12H178V11H177ZM201 12H202V11H201ZM201 12H200V13H201ZM236 12H237V11H236ZM245 12H246V11H245V8H244V13H245ZM249 12H250V11H249ZM249 12H248V13H249ZM261 12H262V9H261ZM4 13H3V15H4ZM28 13H30V12H28ZM46 13H47V12H46ZM46 13H45V14H46ZM78 13H79V12H78ZM104 13H106V12H104ZM121 13H122V12H121ZM121 13H118V14H121ZM179 13H180V15H181V12H179ZM232 13H233V12H232ZM232 13L230 12V14H232ZM237 13H238V12H237ZM16 14H18V13H16ZM47 14H48V13H47ZM47 14H46V16H47ZM80 14H82V13H80ZM106 14H107V13H106ZM197 14H198V13H197ZM197 14H196V15H197ZM208 14H209V12H208ZM246 14H247V12H246ZM255 14H256V13H255ZM257 14H259L258 11H257ZM18 15H20V14H18ZM35 15H36V14H35ZM62 15H63V14H62ZM68 15H69V14H68ZM73 15H74V14H73ZM77 15H78V14H77ZM112 15H113V14H112ZM122 15H123V13H122ZM125 15H126V14H125ZM129 15H130V14H129ZM165 15H166V16H165ZM196 15L194 14V16H196ZM198 15H199V14H198ZM202 15H203V14H202ZM225 15H226V14H225ZM239 15H240V14H239ZM37 16H39V15H37ZM71 16H72V15H71ZM71 16H70V15L68 16V17H69V18H68L69 20H71V18H70ZM74 16H76V15H74ZM80 16H81V15H80ZM102 16H103V15H102ZM105 16L107 17V15H105ZM116 16H117V14H116ZM119 16H120V15H118L116 19H120L121 17H119ZM181 16L183 17V15H181ZM219 16H220V15H219ZM219 16H218L216 19H213V18H211V17H210L211 19H207V18H206V19H207V22H209V23L215 21L214 24L216 23V25H218L217 31H218V32H222V31H223L222 33H225V30H226L227 28L231 27V26L228 27V26L222 24V23L225 22V20L222 19V17H219ZM229 16H230V15H229ZM245 16H246V15H245ZM263 16H264V15H263ZM41 17H43V16H41ZM64 17H65V16H64ZM81 17H83V15H82ZM112 17H113V16H112ZM112 17H111V18H112ZM129 17H130V16H129ZM134 17H135V16H133V18H134ZM169 17H170V16H169ZM173 17H174V16H173ZM235 17H236V15H235ZM254 17H255V15H254ZM65 18H67V14H66V17H65ZM76 18H77V17H76ZM85 18H86V17H85ZM102 18H103V19H101L102 21H100V18H99V21H100V22H103V21L105 20L104 17H102ZM171 18H172V15H171ZM183 18L186 19L185 17H183ZM191 18H192V17H191ZM196 18H197V16H196ZM208 18H209V17H208ZM232 18H234V17H232ZM238 18H240V17H238ZM250 18H251V17H250ZM38 19H39V18H38ZM109 19H110V18H109ZM113 19H114V18H113ZM122 19H123V16H122L121 20H122ZM192 19L194 20V18H192ZM227 19H228V18H227ZM235 19H237V18H235ZM240 19H242V16H241ZM248 19H249V18H248ZM253 19H254V18H252L251 20H253ZM14 20H16V19H14ZM20 20H21V19H20ZM28 20H29V19H28ZM63 20H65V19H63ZM88 20H89V19H88ZM121 20H119V25H120V21H121ZM123 20H124V19H123ZM123 20H122V24H121L120 26L125 28V22H124ZM137 20H134V21L136 22ZM174 20H175V19H174ZM174 20H173V21H174ZM177 20H178V17H177ZM228 20H229V19H228ZM244 20H245V19H244ZM249 20H250V19H249ZM258 20H259V19L257 18V21H258ZM260 20H261V19H260ZM38 21H40V20H38ZM75 21H77V20H75ZM89 21H90V20H89ZM99 21H98V22H99ZM113 21H115V20H113ZM179 21H180V20H179ZM205 21H206V20H205ZM234 21H235V20H231V23L233 22L234 24H236V22H234ZM238 21H239V19L237 20V22H238ZM240 21H241V20H240ZM247 21H248V20H247ZM254 21H255V20H254ZM254 21H253V22H254ZM262 21H263V22H262ZM262 21H261V22L264 23V20H262ZM17 22H18V21H17ZM28 22L30 23V21H28ZM41 22H42V21H41ZM69 22H70V21H69ZM83 22H84V21H83ZM176 22H177V21H176ZM182 22H183V23H182ZM199 22H200V21H199ZM23 23H24V22H23ZM33 23H34V22H33ZM76 23H79V21H77ZM80 23H81V22H80ZM86 23H87V22H86ZM92 23L94 24V22H92ZM103 23L105 24L106 22L104 21ZM111 23H112V22H110V24H111ZM113 23H114V22H113ZM115 23H116V21H115ZM194 23H195V22H192V24H194ZM196 23H198V22H196ZM200 23H201V22H200ZM233 23H232V24H233ZM239 23H240V22H239ZM248 23H250V22H248ZM30 24H31V23H30ZM65 24H66V23H65ZM101 24H102V23H101ZM104 24H103V25H104ZM251 24H252V22H251ZM27 25H28V24H27ZM34 25H35V23H34ZM48 25H49V24H48ZM85 25H86V24H85ZM95 25H96V24H95ZM95 25H93V26H95ZM97 25H98V24H97ZM99 25H100V23H99ZM99 25H98V26H99ZM103 25H102L101 27H103ZM112 25L114 26V24H112ZM212 25H213V23H212ZM216 25H213V26H216ZM244 25H245V24H244ZM8 26H9V28H10L11 25H8ZM13 26H14V25H13ZM17 26H18V25H17ZM30 26H32V25H30ZM62 26H63V25H62ZM65 26H66V25H65ZM65 26H64V27H65ZM68 26H69V25H68ZM86 26H87V25H86ZM88 26H89V25H88ZM116 26H118V22H117ZM248 26H249V25H248ZM263 26H264V24H263ZM14 27L16 28V26H14ZM24 27H25V26H24ZM33 27H34V26H33ZM89 27H91V26H89ZM105 27H106V26H105ZM121 27H120V28H121ZM192 27H196V25H195V26L193 25ZM192 27H189V28H192ZM207 27L210 28V27H212V26L209 27V25H208ZM232 27H234V26H232ZM249 27H250L249 29H251V26H249ZM260 27H261V26H260ZM39 28H40V27H39ZM43 28H44V27H43ZM47 28H49V29H47ZM47 28L45 27L44 30H46V32H47V30H48V32H49V30H50V26L47 27ZM68 28H69V27H67L66 29H68ZM116 28H117V27H116ZM124 28H122V29H124ZM128 28H130L129 25L127 26L126 31H129ZM197 28H198V27H197ZM199 28H200V27H199ZM199 28H198V29H199ZM202 28H203V27H202ZM214 28H215V27H214ZM240 28H241V27H240ZM240 28H239V29H240ZM243 28L245 29V26H244ZM253 28H254V27H253ZM17 29H18V27H17ZM22 29H23V26L19 27V30H18V31L16 30V31L19 32V31H21ZM26 29H27V28H26ZM33 29H34V28H33ZM36 29H37V27H36ZM36 29L34 30L35 33H37L36 31L38 30V29H37V30H36ZM40 29H41V28H40ZM53 29H54V28L51 29V31L48 33V35L51 34V36H53V33H54V32L52 33V30H53ZM63 29H64V28H63ZM63 29H62V31H63ZM74 29H77V30H78V28H74V27H73V30H74ZM130 29H131V28H130ZM194 29H195V28H194ZM262 29H263V28H262ZM13 30H14V29H13ZM90 30H91V29H90ZM95 30H97V29L95 28ZM190 30H191V29H190ZM206 30H208V29L206 28ZM215 30H216V29H215ZM232 30H234V29H232ZM232 30H231V32H232ZM237 30H238V29H237ZM27 31H28V30H27ZM53 31H54V30H53ZM92 31H93V30H92ZM118 31H119V30H118ZM134 31H135V30H134ZM196 31H199V30H196ZM196 31H195V32L193 31V32L196 34ZM234 31H236V30H234ZM253 31H254V29H252V32H253ZM8 32H9V30H8ZM68 32L71 33V31H68ZM87 32H88V30H87ZM94 32H95V31H94ZM122 32H123V31H122ZM122 32H121V34H122ZM202 32H203V31H202ZM208 32H210V30H208ZM231 32H230V33H231ZM245 32H248V31H245ZM249 32H250V30H249ZM249 32H248V33H249ZM252 32H251V33H252ZM15 33H16V32H15ZM19 33H20V32H19ZM19 33H18V34H19ZM30 33H31V32H30ZM55 33H56V32H55ZM63 33H64V31H63ZM70 33H67V34H70ZM100 33H102V32H100ZM119 33H120V32H118V34H119ZM148 33H149V32H148ZM210 33H211V32H210ZM210 33H208V34H210ZM232 33H237V32H232ZM243 33H244V32H243ZM251 33H250V34H251ZM253 33H254V32H253ZM258 33H259V32H258ZM8 34H9V33H8ZM8 34H7V36H8ZM22 34H23V33H22ZM22 34H21V35H22ZM26 34H27V33H26ZM38 34H39V31H38ZM40 34H41V33H40ZM44 34H45V31H44ZM44 34H43V35H44ZM67 34H66V36H67ZM80 34H82V33H80ZM91 34H92V33H91ZM93 34H94V33H93ZM113 34H114V32H113ZM124 34H126V32H125ZM134 34H135V33H133L132 36H134ZM198 34H199V32L197 33V35H198ZM201 34H202V33H201ZM201 34H200V36H202ZM206 34H207V33H206ZM212 34H213V33H212ZM217 34H218V33H216L215 35H217ZM238 34L240 35V33H238ZM260 34H261V33H260ZM263 34H264V31H263ZM9 35H10V34H9ZM43 35L41 34V37H42ZM48 35H47L46 37H48ZM101 35H102V37H104L103 34H101ZM101 35H100V36H101ZM108 35L110 36V34H108ZM114 35L116 36V34H114ZM126 35H127V34H126ZM126 35H125V36H126ZM130 35H131V34H129L128 36L130 37ZM215 35H213V36L216 38L217 36H215ZM229 35H230V34H229ZM232 35H234V34H232ZM235 35H236V34H235ZM252 35L255 36L256 33H255V35H254V34H252ZM258 35H259V34H258ZM24 36H25V35H24ZM26 36H29V35H26ZM31 36H32V35H31ZM61 36H62V35H61ZM106 36H107V35H106ZM119 36H121V35H119ZM132 36H131V38H132ZM138 36H139V35H138ZM198 36H199V35H198ZM213 36H212V37H213ZM219 36L221 37L222 34H219ZM242 36H243V35H242ZM247 36H250V35H246V37H247ZM10 37H11V36H10ZM12 37H13V36H12ZM22 37H23V36H22ZM35 37L38 38L37 35H35ZM64 37H65V35H64ZM91 37H92V36H91ZM102 37H99V38L102 39ZM112 37H113V36H112ZM117 37H118V35L116 36L115 41H117V39H119V37H118V38H117ZM122 37H123V36H122ZM147 37H148V34H147ZM156 37H157V36H156ZM227 37H228V36H227ZM232 37H233V36H232ZM232 37H231V39H232ZM259 37H260V35H259ZM262 37H263V36H262ZM262 37H260V38H262ZM3 38H4V37H3ZM3 38H2L1 41H3ZM8 38H9V37H8ZM23 38H24V37H23ZM30 38H31V37H30ZM30 38L28 37V40H29ZM37 38H36V39H37ZM99 38H98V40H99ZM109 38H110V37H109ZM127 38H128V37H127ZM133 38H134V37H133ZM137 38H138V37H137ZM137 38L135 39V41H137V40H139V39H141V41L143 40V37H142V38L139 37L138 39H137ZM157 38H158V37H157ZM163 38H164V37H163ZM169 38H170V37H169ZM209 38H210V36H209ZM223 38H225V37H222V40H223ZM25 39H27V38L25 37ZM57 39H58V38H57ZM61 39H62V38H61ZM84 39H86V36H85V38H83L82 40L84 41ZM121 39H122V38H121ZM124 39H125V38H124ZM128 39H129V38H128ZM180 39H181V40H180ZM217 39H218V37H217ZM220 39H221V38H220ZM233 39L236 41V39H235L234 37H233ZM233 39H232V40H233ZM5 40H6V39H5ZM7 40H8V39H7ZM7 40L5 41L6 43H7ZM10 40H11L12 45H13V42L15 43V40L13 39L14 41H12V38L9 39V41H10ZM23 40H24V39H23ZM62 40H63V39H62ZM64 40H65V39H64ZM70 40H73V39H72V38H69V41H70ZM119 40H120V39H119ZM119 40H118V42H119ZM155 40H156V39H155ZM161 40H162V39H161ZM161 40H160V41H161ZM215 40H216V39H215ZM234 40H233V41H234ZM29 41H30V40H29ZM46 41H47V39H46ZM79 41H80V40H79ZM79 41H78V42H79ZM83 41H82V42H83ZM93 41H94V40H93ZM93 41H91V42H93ZM99 41H100V40H99ZM115 41H113V43H114ZM135 41H134V43H135ZM152 41H153V40H152ZM227 41H228V40H227ZM85 42H86V41H85ZM91 42H90V43H91ZM101 42H102V44L105 43V42H103L102 40H101ZM101 42H100V43H101ZM120 42H121V41H120ZM126 42H127V40H126ZM126 42H125V43H126ZM131 42H132V41H130V44H131ZM138 42H140V41H138ZM224 42H226V41H224ZM40 43H41V42H40ZM43 43H44V41H43ZM90 43H89V45H88L89 47H90ZM128 43H129V42H128ZM214 43H215V41H214ZM227 43H228V44H231V42L229 43V41H228ZM234 43H235V42H234ZM236 43H238V42H236ZM23 44H24V43H23ZM29 44H30V42H29ZM29 44H28V45H29ZM102 44H101V46H102ZM165 44H166V43H165ZM24 45H25V44H24ZM30 45H31V44H30ZM49 45H50V44H49ZM83 45H84V44H83ZM121 45H122V43H121ZM131 45H132V44H131ZM133 45H136V44H133ZM133 45H132V46H133ZM166 45H167V44H166ZM166 45H165V46H166ZM202 45H204V44H202ZM216 45H217V43H216ZM223 45H224V44H223ZM26 46H27V45H26ZM32 46H33V45H32ZM36 46L38 47L39 44L36 45ZM36 46H35V47H36ZM41 46H42V45H41ZM125 46H127V45L125 44ZM125 46H124V43H123V46H122V47L125 48ZM240 46H241V45H239V48H241ZM242 46H243V44H242ZM67 47H68V45H67ZM70 47H71V46H70ZM86 47H87V46H86ZM91 47H92V46H91ZM122 47H121V48H122ZM1 48H2V46H1ZM1 48H0V49H1ZM4 48H5V50H6L8 47L6 46V47H4ZM30 48H31V47H30ZM84 48H85V45H84ZM115 48H116V47H115ZM118 48H119L118 52L115 53V55L118 54L117 56L122 55V53L124 52V51H123V52H120V47H118ZM118 48H117V49H118ZM124 48H122V49L124 50ZM168 48H169V47H168ZM168 48H165V49L169 50ZM177 48H178V47H177ZM202 48H203V47H202ZM204 48H205V47H204ZM215 48H216V47H215ZM237 48H238V47H237ZM237 48H236V47H229L228 45H224L223 48H221V49H220V48H216V50H217V53L220 54L222 58H225V57H229V56H232V57L236 56V53H235V52H237V50H238ZM31 49H32V48H31ZM122 49H121V50H122ZM143 49H144V47H143ZM154 49H156L155 46H154ZM174 49H175V48H174ZM184 49L182 50L183 52H184ZM196 49L198 50V49H200V48H196ZM245 49H247L246 51H249V52H247L246 55L244 54L248 59L252 60L253 62H254V60H256V62H257V60H258V61H260L261 63H264V49H263V48L249 47L248 45H246V48H245ZM29 50H30V49H29ZM29 50H27L26 52H28ZM34 50H35V49H34ZM110 50H112V49H110ZM130 50H131V49H130ZM216 50H215V51H216ZM54 51H56V50L54 49ZM54 51H53V49H52V51L50 52V49H47V52H48V53L50 52V54H49L50 56H51V54H54ZM80 51H81V50H80ZM127 51H128V49L126 50V52H127ZM157 51H158V50H157ZM157 51H156L155 53H158V56L160 57L159 52H157ZM201 51H202V50H201ZM201 51H199V52H201ZM208 51H211V53H212V54L209 53L211 58L214 59V58L217 56V55L215 54V52H212L211 49H210V50L208 49ZM26 52H25V54H26ZM52 52H53V53H52ZM62 53H63V52H62ZM81 53H82V51H81ZM120 53H121V54H120ZM155 53H153V54H155ZM186 53H187V52H186ZM186 53H185V55H186ZM213 53H214V55H213ZM240 53H241V52H240ZM45 54H46V53H45ZM56 54H57V53L55 52L54 56H55ZM72 54H73V53H72ZM72 54H71V56H72ZM85 54H86V53H85ZM124 54H125V53H124ZM171 54H172V51H171ZM237 54H238V53H237ZM19 55L22 56V53L19 54ZM47 55H48V54H47ZM128 55H129V54H127V56H128ZM133 55H134V53L132 54V56H133ZM149 55L152 56L151 54H149ZM149 55H148L147 57H149ZM155 55H156V54H155ZM174 55H175V54H174ZM201 55H202V54H201ZM220 55H219V57H220ZM238 55L241 56L240 54H238ZM244 55H243V57H245ZM25 56H27V55H25ZM58 56L61 57V54H60V55L57 54V57H58ZM63 56H64V55H63ZM110 56H111V55H107V57H108L109 59H110ZM112 56H113V55H112ZM117 56H116V57H117ZM124 56H126V55H124ZM127 56H126V58H127ZM129 56H130V55H129ZM129 56H128V57H129ZM138 56H139V54H138ZM156 56H157V55H156ZM167 56H168V54H167ZM214 56H215V57H214ZM239 56H238V58H240ZM6 57H7V56H6ZM116 57H115V58H116ZM121 57H122V56H121ZM133 57H134V56H133ZM143 57H144V56H143ZM159 57H158V59H156V60H154V61L160 60ZM168 57H169V56H168ZM171 57H173V56L171 55ZM171 57H170V58H171ZM183 57H185V56L182 55L181 58L183 59ZM187 57H188V56H187ZM246 57H245V58H246ZM80 58H82V57H80ZM80 58H78L77 56L75 57L76 61H77V59H78V60H80V62L82 61L81 63H83V58H84V62H86L85 57H83L82 59H80ZM102 58H104V57H102ZM102 58H101V60H99L100 58L98 57V59H97L98 61H95V62H98V63H99V62H100V63L103 62L105 58L103 59V61H102ZM111 58H112V57H111ZM119 58H120V57H119ZM119 58L117 57V59H119ZM124 58H125V57L119 59V60H120L119 62H121V60L124 59ZM145 58H146V57H145ZM155 58H157V57H155ZM165 58H166V57H165ZM173 58H174V57H173ZM173 58H171V59H173ZM181 58H180V59H181ZM190 58H191V59H194V57L192 58L191 55H190ZM222 58H220L221 61H222ZM5 59H7V58H5ZM117 59H116V60H117ZM128 59H130V58H128ZM131 59H132V57H131ZM148 59H150V58H148ZM182 59H181V61H182ZM184 59H185V58H184ZM187 59H188V61H189V58H187ZM191 59H190V60H191ZM231 59H233V58H231ZM235 59H236V58H235ZM241 59H242V57L239 59V62H240ZM49 60H50V59H49ZM58 60L60 61V59H58ZM61 60H62V59H61ZM64 60L66 61V57L64 58ZM105 60H106V59H105ZM113 60H115V59L113 58ZM113 60H112V61L110 60V61L113 62ZM141 60H142V59H141ZM141 60L139 61V62H140V65L143 64V62H142ZM143 60H144V58H143ZM151 60H152V59H151ZM174 60H175V62H176V59H174ZM226 60H227V62H228L229 59L227 58ZM226 60H225V61H226ZM242 60H243V59H242ZM52 61H53V59H52ZM55 61H56V60H55ZM110 61H109V62H110ZM124 61H125V59H124ZM130 61L132 62V60H130ZM146 61H149V60H146ZM152 61H153V60H152ZM152 61H151V62H152ZM171 61H172V60H171ZM181 61H180V63H181ZM184 61H185V60H184ZM204 61H205V60H204ZM204 61H203V64H204ZM211 61H213V60L211 59ZM230 61L232 62V60H230ZM66 62H68V61H66ZM74 62H75V61H74ZM80 62H79V65H80ZM95 62H94V63H95ZM105 62H106V61H105ZM109 62H107V64H108ZM122 62H123V60H122ZM122 62H121V63H122ZM126 62H127V60H126L125 62H123V65L126 64ZM144 62H145V61H144ZM160 62H161V61H160ZM167 62H168V61H167ZM173 62H174V61H173ZM178 62H179V61H178ZM189 62H190V61H189ZM201 62H202V61H201ZM227 62H226V63H227ZM234 62H235V60L233 61V64H234ZM1 63H2V64H1ZM1 63H0V66H1V68H2V70H3V66L5 65V63H4L3 61H2ZM63 63H64V62H62V64H63ZM75 63H76V62H75ZM75 63H73V64L75 65ZM114 63H115V61L113 62V64H114ZM132 63H133V62H132ZM135 63H136L135 65L138 64L137 62H135ZM148 63H149V62H148ZM155 63H158V61L155 62ZM191 63H193V62L191 61ZM226 63H225V64H226ZM28 64H29V63H28ZM62 64L58 63V66H61ZM64 64H65V63H64ZM64 64H63V65H64ZM77 64H78V63H77ZM107 64H104V65L106 66V69H107V67H108ZM145 64H147V63L145 62ZM158 64H159V63H158ZM158 64H155V65L159 66ZM174 64L179 65V63H177V62L174 63ZM188 64H189V63H187V65H188ZM199 64H200V63H198V64L196 63V65H199ZM221 64H222V63H221ZM223 64H224V63H223ZM225 64L222 65V66H225ZM228 64H230V66H231V68H232V64H231V63H228ZM235 64H236V62H235ZM258 64H259V63H258ZM55 65H57V64H55ZM63 65H62V66H63ZM94 65H95V64H94ZM111 65H112V64H111ZM128 65H129V63L127 64V68H128ZM130 65H131V64H130ZM148 65H150V64H148ZM161 65H162V64H161ZM161 65H160V67H159L160 69H162ZM167 65H169V63H168ZM53 66H54V65H53ZM76 66H77V65H76ZM109 66H110V64H109ZM114 66H116V64H115ZM117 66H118V64H117ZM132 66H133V65H132ZM138 66H139V64H138ZM138 66H137L136 68H138ZM145 66H146V65H145ZM169 66H170V65H169ZM169 66H168V71H169ZM172 66H173V64H171V67H172ZM179 66H181V64H180ZM190 66H192V65H190ZM194 66H195V64H194ZM194 66H193V68L196 67V66H195V67H194ZM201 66H202V65H201ZM204 66H205V65H204ZM230 66H229V67H230ZM233 66H234V65H233ZM256 66H258V67H262V66H260V65H256V64H255V67H256ZM17 67H19V66H17ZM68 67H69V68H72V66H69V65H68ZM80 67H81V66H80ZM118 67H119V66H118ZM152 67H153V66H152ZM155 67H156V66H155ZM163 67H164V66H163ZM165 67H166V65H165ZM182 67H183V65H182ZM205 67H206V66H205ZM255 67H252V69H251V67H250L249 69H251L252 71H254L253 69H254ZM30 68H31V67L29 66L28 69L30 70ZM32 68L34 69L35 67H32ZM36 68H37V67H36ZM36 68H35L34 70H37V69H38V68H37V69H36ZM58 68H60V70H62V69L64 68V66H63V68H62V67H58ZM61 68H62V69H61ZM92 68H93V67H92ZM97 68H98V67H97ZM103 68H104V67H103ZM109 68H110V67H109ZM113 68H114V67H113ZM115 68L117 69V67H115ZM125 68H126V66H125ZM142 68H143V67H142ZM146 68H148V66H147ZM176 68H177V66H176ZM176 68H175V71H176ZM183 68H184V67H183ZM210 68H211V67H210ZM210 68H209V69H210ZM220 68H221V67L219 66V71H220ZM263 68H264V64H263L262 69H263ZM67 69H68V68H67ZM76 69H79V67H77ZM122 69H123V68H122ZM129 69H132V68H129ZM165 69L167 70V68H165ZM165 69H164V70H165ZM191 69H192V68H191ZM201 69H202V68H201ZM2 70L0 71L1 73H2ZM24 70H25V69H24ZM24 70H23V73H24ZM54 70H55V69H54ZM54 70H53V71H54ZM58 70H59V69H58ZM112 70H113V69L111 68V72H112ZM117 70H118V69H117ZM126 70H127V69H126ZM146 70H147V69L144 70V68H143L142 70L140 69V70H135V71H139V73H140V72L142 73V72L144 71V72L142 73V74H144V73L147 72ZM182 70H183V72H182ZM184 70H185V69H181V72H182V73H185ZM188 70H190V69H188ZM194 70H195V69H194ZM211 70L214 71V69H211ZM216 70H217V69H216ZM263 70H264V69H263ZM31 71H32V75H33V70L31 69ZM31 71H29L30 74H31ZM56 71H57V70H56ZM56 71H55V73H56ZM62 71H63V70H62ZM69 71H71V70H69ZM98 71H99V70H98ZM145 71H146V72H145ZM205 71H206V70H205ZM219 71L217 70V72H219ZM258 71L261 72V70H258ZM29 72H28V73H29ZM109 72H110V71H109ZM132 72H133V71H132ZM148 72H150V71H148ZM148 72H147V74H148V76L150 77L151 75H149ZM151 72H152V71H151ZM160 72H161V71H160ZM162 72H163V71H162ZM162 72H161V73H162ZM171 72H172V71H171ZM190 72H191L190 74H193V73H194V72H192L191 70H190ZM195 72H196V71H195ZM207 72H209L208 68H207ZM255 72L257 73L256 70H255ZM26 73H27V72H26ZM28 73H27V77L30 76V75H28ZM105 73H107V71H106ZM114 73H115V72H114ZM128 73H129V71H128ZM156 73H158V72L156 71ZM173 73H174V72H173ZM221 73H222V71H220L219 74H221ZM250 73H251V72H250ZM252 73H253V72H252ZM262 73H263V72H262ZM34 74H35V75L32 76V78L30 79V80H32L31 83L34 82V81H33V78L37 81V79H38V77H39V75L36 76L37 74H36L35 72H34ZM66 74H67V73H66ZM75 74H78V73H75ZM80 74H81V73H80ZM80 74H79V75H80ZM110 74H111V73H110ZM110 74H108V75L110 76ZM151 74H152V73H151ZM170 74H171V73H170ZM174 74H175V73H174ZM205 74H206V72H205ZM207 74H208V73H207ZM207 74H206V76H207ZM257 74H258V73H257ZM21 75H22V74H21ZM42 75H44V74H42ZM53 75H54V74H53ZM57 75H58V78H60V76H61V79H62V78H63V75H64V71H63V73H61V74H57ZM59 75H60V76H59ZM135 75H136V73H135ZM157 75H158V74H157ZM159 75H160V74H159ZM196 75H197V73H196ZM196 75H192V77H193V76L196 77ZM214 75H215V74H214ZM255 75H256V74H255ZM24 76H25V75H24ZM40 76H41V75H40ZM64 76H65V75H64ZM82 76H83V75H82ZM112 76H113V75H112ZM112 76H111V77H112ZM136 76H138V74H137ZM139 76H140V75H139ZM184 76H186V74H185ZM209 76H211L210 73H209V75L207 76L208 79H209ZM218 76H219V75H218ZM251 76H252V74H251ZM256 76H257V75H256ZM30 77H31V76H30ZM30 77H28L27 79L29 80ZM43 77L45 78V76H43ZM47 77H48V76H47ZM79 77H80V76H79ZM120 77H122V76H120ZM149 77H147V80H146V81H148ZM181 77H182V75H181ZM207 77H206V78H207ZM213 77H214V76H213ZM215 77L217 78L216 75H215ZM215 77H214V78H215ZM44 78H43V79H44ZM77 78H78V76H77ZM93 78H94V77H93ZM138 78H139V77H138ZM140 78H142V77L140 76ZM176 78H177V77H176ZM178 78H180V77H178ZM188 78H189V76H188ZM188 78H187V79H188ZM196 78H198V77H196ZM247 78H248V76H247ZM253 78H254V77H252L251 80L248 78V79H249L248 83H250V81L252 82ZM256 78H257V77H256ZM259 78H260V77H259ZM48 79H49V78H48ZM55 79H57V78H56V74H55ZM73 79H75V78H74V75H73ZM73 79L71 78V80H73ZM80 79H83V78L80 77ZM94 79H95V82L98 81V80H96V77H95ZM183 79L186 80V77L183 78ZM189 79H190V78H189ZM189 79L186 80V81H188L187 84H190V83H189ZM198 79H199V78H198ZM198 79H197V80H198ZM208 79H207V81H208ZM211 79H212V78H211ZM211 79H210V80H211ZM218 79H219V78H217L216 81H217ZM262 79H263V78H262ZM262 79H261V80H262ZM30 80H29V81H30ZM38 80H39V81L42 80V77H41V79H38ZM46 80H47V79H46ZM46 80L44 79V81H46ZM58 80H59V79H57L56 81L58 82ZM62 80H64V79H62ZM66 80H67V79H66ZM66 80H65V81H66ZM71 80H70V81H71ZM119 80H120V79H119ZM137 80H138V79H137ZM150 80L152 81V79H150ZM194 80H196V79H194ZM194 80H193V81H194ZM197 80H196V81H197ZM210 80H209V82L211 83ZM214 80H215V79H214ZM243 80H244V79H243ZM255 80H256V79H255ZM255 80H254V81H255ZM259 80H260V79H259ZM36 81H35V83H36ZM44 81H43V83H45ZM201 81H202V82H200V83H203V80H201ZM219 81H220V80H219ZM256 81H258V78H257ZM67 82H68V84H67ZM100 82H101V81H100ZM149 82H150V81L147 82L148 85L151 83V82H150V83H149ZM184 82H185V81H184ZM191 82H192V80H191ZM198 82H199V80H198ZM205 82H206V81H205ZM209 82H208V83H209ZM222 82H223V81H222ZM37 83L40 84V82H37ZM37 83H36V84H37ZM72 83L74 84V80L72 81ZM98 83H99V81H98ZM98 83H97V84H98ZM107 83H108V82H107ZM147 83H146V84H147ZM154 83H155V82H154ZM154 83H153V84H154ZM194 83H195V82H194ZM248 83H246V84L249 85ZM255 83H256V85H257V84L259 83V81H258V83H257V82H255ZM263 83H264V82H263ZM48 84H49V82H48ZM51 84H52V83H51ZM62 84H64V83H62ZM65 84L69 86V80H67V81L65 82ZM76 84H77V83H76ZM90 84H91V83H90ZM93 84H94V83H93ZM97 84H96V85H97ZM101 84H103V83H101ZM101 84H100V88H101ZM110 84H111V83H109V85H110ZM146 84H144V85L147 86ZM174 84H175V83H174ZM177 84H179V83H176V85H177ZM182 84H183V83H182ZM184 84H185V83H184ZM187 84H186V85H187ZM197 84H198V83H197ZM205 84H206V83H205ZM246 84H245V86H244V85H240V87H244L245 90H246V91H245L244 88H243L244 92H246V93L248 94L247 89H246L248 86L246 87ZM33 85H34V83H33ZM33 85H32V86H33ZM42 85H43V84H42ZM46 85H47V84L44 85V88L46 87ZM66 85H64V86H66ZM70 85H71V84H70ZM96 85H95V86H96ZM98 85H99V84H98ZM107 85H108V84H107ZM113 85H114V84L112 83V86H113ZM150 85H151V84H150ZM186 85H185V87H186ZM252 85H253V84H252ZM258 85H260V84H258ZM258 85H257V88H258ZM261 85H262V86H261ZM261 85H260L261 88H263V85H264V84H262V81H261ZM38 86H39V85H38ZM48 86H50V85H48ZM74 86H75V85H74ZM76 86L79 87V85H76ZM103 86H104V85H103ZM115 86H116V85H115ZM154 86H155V85H154ZM174 86H175V85H174ZM177 86H178V85H177ZM194 86H195V84H194ZM197 86L199 87V84H198ZM197 86H196V87H197ZM205 86H206V85H205ZM207 86H208V85H207ZM209 86H210V84H209ZM213 86H214V85H213ZM260 86H259V87H260ZM36 87H37V85H36ZM40 87H41V85H40ZM50 87H52V86H50ZM50 87H47V88H50ZM53 87H54V86H53ZM69 87H71V86H69ZM147 87H148V86H147ZM159 87H160V89H161V86H159ZM180 87H181V86L179 85V88H180ZM182 87H183V86H182ZM187 87H188V86H187ZM238 87H239V86H238ZM238 87H235V88H238ZM71 88H72V87H71ZM76 88H77V87H76ZM106 88H107V87H106ZM108 88H109V87H108ZM108 88H107V89H108ZM112 88H114V87H112ZM115 88H116V90H119V88H117V87H115ZM150 88H152V86H151ZM193 88H194V87H193ZM216 88H217V87H216ZM216 88H215V89H216ZM250 88H251V86H250ZM250 88H249V89H250ZM36 89L38 90L39 88H36ZM41 89L43 90V87H41ZM92 89H93V88H92ZM95 89H96V88H95ZM142 89H143V88H142ZM142 89H141L140 91H137L136 93H138V92H141V93H142ZM152 89H153V88H152ZM157 89H158V88H157ZM160 89H158V90H160ZM186 89H187V88H186ZM195 89H196V88H195ZM197 89H198V88H197ZM212 89H214V88L212 87ZM241 89H242V88H241ZM249 89H248V91H249ZM255 89H256V87H255ZM255 89H254V90H255ZM259 89H260V88H259ZM77 90H79V89H77ZM86 90H87V89H86ZM96 90H97V89H96ZM116 90L113 91V92L115 93ZM134 90H135V89H134ZM153 90H155V89H153ZM182 90H183V89H182ZM182 90H181V91H182ZM200 90H201V88H200ZM216 90H218V88H217ZM239 90H240V89H239ZM239 90H238V91H239ZM261 90H262V89H261ZM263 90H264V89H263ZM45 91H47V90L44 89L42 93H44V94L46 93V94H47L48 91H47V92H45ZM53 91H55V90H53ZM72 91H73V93L70 92V93H72V94H74V93L76 94L77 92L79 93V91L81 92V90H79V91H77V92H76V91L74 92V89H73V88H72ZM135 91H136V90H135ZM174 91H175V90H174ZM196 91H197V90H196ZM212 91H213V90H212ZM218 91H219V90H218ZM226 91H227V90H226ZM257 91L260 92L259 90H257ZM257 91H256V92H257ZM55 92H56V91H55ZM110 92H111V88H110ZM130 92H131V91H130ZM132 92H133V91H132ZM147 92H148V90H147ZM150 92H151V91H150ZM157 92H158V91H157ZM203 92H205L204 89H203V91H202V94H204ZM214 92H215V94H216L217 91H214ZM214 92H213V93H214ZM232 92H233V90H232ZM249 92H250V91H249ZM254 92H255V91H254ZM262 92H263V91H261V93H262ZM39 93H40V91H39ZM39 93H38V94H39ZM42 93H40L39 95H42ZM70 93H69L68 95H65V94L63 93V95H65V98L70 99V96H71ZM78 93H77V94H78ZM81 93H82V92H81ZM81 93H79V94H81ZM101 93H102V92H101ZM104 93H105V92H104ZM123 93H124V92H123ZM128 93H129V92H128ZM159 93H160V92H158V94H159ZM197 93H198V92H197ZM217 93H218V92H217ZM224 93H225V92H224ZM242 93H243V92H242ZM251 93H252V92H250V96L253 95V94H251ZM261 93H259V95H260ZM263 93H264V92H263ZM263 93H262L261 95L264 96ZM29 94H30V93H29ZM31 94H32V93H31ZM36 94H37V93H36ZM38 94L35 96L34 93H33L32 95H34V98H35V97L38 96ZM46 94H45V95H46ZM66 94H67V93H66ZM79 94H78V95H79ZM82 94H83V93H82ZM102 94H103V93H102ZM108 94H109V93H108ZM111 94H113V93H111ZM126 94H127V92H126ZM139 94H140V93H138V95L136 94L137 97L139 96ZM144 94H146V93L143 92V93L139 96V98H137L136 95H135V97H136L138 100L142 99V100L144 101V100H145L144 97H143V98L141 97L142 95L145 96ZM148 94H149V93H148ZM150 94H152V93H150ZM150 94H149V95H150ZM193 94H194V93H193ZM202 94H201V96H202ZM206 94H207V93H206ZM225 94H226V93H225ZM235 94H236V93H235ZM237 94H239V92H238ZM27 95H28V93H27ZM69 95H70V96H69ZM99 95H101V94H99ZM213 95H214V94H213ZM229 95H230V94H229ZM261 95H260V96H261ZM51 96H52V95H51ZM51 96H50L49 99H47V100H50V99H51ZM66 96H69V97H66ZM75 96H76V95H75ZM83 96L85 97V95H83ZM101 96H103V95H101ZM146 96L149 97L147 94H146ZM146 96H145V97H146ZM159 96H160V95H159ZM203 96H204V95H203ZM226 96H227V95H226ZM236 96H237V95H236ZM244 96H245V95H244ZM0 97H1V96H0ZM25 97H26V96H25ZM25 97H24V98H25ZM30 97H31V96H30ZM78 97H79V96H76V98H78ZM84 97H83V99H82V97H80L79 99L84 100ZM132 97H133V96H132ZM135 97H133V99H134ZM160 97H161V96H160ZM207 97H209V96H207ZM221 97H222V96H221ZM245 97H246V96H245ZM247 97H248V95H247ZM254 97H255V96H253V97H251V98L254 99ZM39 98H40V100H39ZM39 98H38V97L35 98V99H38V100H39V101H36V102H40V101L42 100V103H43L44 97L41 96V97H39ZM56 98H58V97H56ZM63 98H64V97H63ZM65 98H64L63 100H65ZM71 98H72V96H71ZM74 98H75V97H74ZM136 98H135V100H137ZM214 98H217V96H216V97L214 96ZM214 98H212V99L214 100ZM227 98H228V96H227ZM231 98H232V97L230 96V101L233 99V98H232V99H231ZM237 98H240V97H237ZM237 98H236V99H237ZM258 98H259V97H258ZM35 99H34V101H35ZM58 99H59V98H58ZM58 99L56 100V102L58 101ZM79 99H77V101H79ZM148 99L150 100L151 98H148ZM199 99H200V98H199ZM202 99H203V97H202ZM212 99H211V100H212ZM220 99H222V98H220ZM240 99H241V98H240ZM240 99H238V100L241 101L242 99H241V100H240ZM253 99H252L251 101L254 102L255 105L258 104V103H255V99H254V100H253ZM32 100H33V99H31L30 101L32 102ZM47 100H46V101H47ZM63 100H62V102H63ZM170 100H171V99H170ZM178 100H179L178 102H180V100H182V99H178ZM191 100H192V98H190V100H189V99H188V100H185V102L187 103V102H189V101H191ZM193 100H195V99H193ZM206 100H207V98H206ZM206 100H205V101H206ZM225 100H226V99H225ZM244 100H245V99H244ZM244 100H243V101H244ZM257 100H258V99H257ZM261 100L263 101L262 98H261L259 101L261 102ZM10 101H11V100H10ZM19 101H20V100H19ZM50 101H51V100H50ZM69 101H71V100H69ZM101 101H102V100H101ZM132 101H133V100H132ZM143 101L141 102V100H140L141 104L143 103ZM146 101H147V100H146ZM150 101H151V100H150ZM150 101H148V102H150ZM152 101H153V99H152ZM168 101H169V99L167 100V102H168ZM233 101H234V99H233ZM233 101H232V102H233ZM239 101H238V102H239ZM243 101H241V102H243ZM245 101H246V100H245ZM4 102H5V101H4ZM7 102H8V101H7ZM7 102H5V105H7V104H6ZM27 102H28V101H27ZM79 102H80V101H79ZM79 102H78V105H79ZM83 102H84V101H83ZM135 102H136V101H135ZM140 102H139V103H140ZM144 102H145V101H144ZM148 102H147V103H148ZM169 102H170V101H169ZM194 102H196V101H194ZM199 102L202 103V101H199ZM234 102H235V101H234ZM252 102H251V103H252ZM256 102H257V101H256ZM11 103H13V102L11 101ZM42 103H41V105H38V104H40V103H36L38 106H37L36 104H34V105H36V107H37L36 111H37L39 108L42 107V105L44 104V103H43V104H42ZM72 103H73V101H72ZM100 103H101V102H100ZM102 103H103V102H102ZM136 103H137V102H136ZM139 103H138V104H139ZM155 103H156V102H155ZM155 103L153 102L152 104H151V103H150V104L153 105V107H154V104H155ZM163 103H164V101H163ZM170 103H171V102H170ZM190 103H191V102H190ZM190 103H187V104H190ZM192 103H193V102H192ZM197 103H198V102H197ZM206 103H207V102H206ZM210 103H211V102H210ZM210 103H207V105H209ZM226 103H227V102H226ZM2 104H3V103H2ZM45 104H46V103H45ZM57 104H58V103H57ZM64 104H65V103H64ZM73 104H74V106H75V102H74ZM90 104H91V103H90ZM90 104H89V105H90ZM103 104H104V109H106V108L108 107V104H107V103H106L107 105H106L105 103H103ZM143 104H144V103H143ZM164 104H165V103H164ZM195 104H196V103H193V105H195ZM227 104H228V105H231V103H230V104L227 103ZM235 104H236V103H235ZM235 104L233 103L234 106H236ZM248 104H249V103H248ZM252 104H253V103H252ZM263 104H264V103L262 102V105H263ZM71 105H72V104H71ZM89 105H87V106H89ZM105 105L107 106L106 108H105ZM129 105H130V104H129ZM155 105H156V104H155ZM172 105H173V104H172ZM172 105H171L170 107L173 108L174 106H172ZM197 105H199V104H197ZM202 105H203V104H202ZM255 105H253V106H255ZM39 106H41V107H39ZM79 106H80V105H79ZM142 106H143V105H142ZM142 106H141V108H142ZM149 106H150V105H149ZM175 106H176V105H175ZM188 106H189V105H188ZM191 106H192V105H190L189 107L191 108ZM199 106H200V105H199ZM199 106H197V107H199ZM221 106H222V108L224 107V109H225L224 104L221 105ZM221 106H220V107H221ZM239 106H240V103H239ZM239 106H238V107H239ZM246 106H247V105H245L244 108L248 110V108H246ZM248 106H249V105H248ZM248 106H247V107H248ZM0 107H1V106H0ZM9 107H10V106H8L7 108H9ZM31 107H32V106H31ZM31 107H30V110H31ZM38 107H39V108H38ZM44 107H45V106H44ZM44 107H43V108H44ZM111 107H112V105H111ZM139 107H140V106H139ZM146 107H148V106H146ZM150 107H152V106H150ZM156 107H157V106H156ZM158 107H159V106H158ZM200 107H201V106H200ZM208 107H209V106H208ZM210 107H212V106L210 105ZM228 107H229L230 109H232V107H230V106H228ZM251 107H252V106H250V109H251ZM255 107H256V106H255ZM255 107H253V108H255ZM260 107H261V106H260ZM263 107H264V106H263ZM12 108H13V107L11 106L9 109H12ZM76 108H77V107H76ZM78 108H79V107H78ZM82 108H83V107H82ZM129 108H130V107H129ZM141 108H140V110H141V112H142V109H141ZM161 108H162V106H161ZM222 108H221V111L223 112ZM229 108H228V110H224V111H226L227 116L230 114ZM256 108L259 109V106L256 107ZM256 108H255V109H256ZM79 109H80L79 111L81 112V110H82L81 107H80ZM110 109H111V108H110ZM113 109H115V108H113ZM113 109H112V110H113ZM158 109H159V108H158ZM173 109H175V108H173ZM173 109H172V110H173ZM215 109H218V108L216 107ZM219 109H220V108H219ZM219 109H218V111H219ZM0 110H5V109H2V108H1ZM30 110L28 109L29 112H30ZM71 110H72V108H71ZM83 110H84V109H83ZM83 110H82V112H81L82 115H84L83 113L85 112V111H83ZM116 110H117V107H116ZM118 110H119V109H118ZM145 110H146V108H145V105H144L143 115H144V111H145ZM172 110H171V111H172ZM177 110H178V108H177ZM184 110H185V108H184ZM184 110H183V112H184ZM251 110H252V109H251ZM6 111H7V110H6ZM18 111H19V109H18ZM28 111H25V113L28 112ZM72 111H73V110H72ZM104 111H107V110H104ZM119 111H120V110H119ZM173 111H174V110H173ZM173 111H172V113H173V115H174V112H173ZM209 111H210V110H209ZM216 111H217V110H216ZM216 111H214L215 114L219 115V116H218L219 119H222V118H220L221 114H218V111H217V112H216ZM221 111H219V112H221ZM227 111H229V114H228ZM248 111H249V113H250V115H251V114L254 113L256 110H254V111H250V110H248ZM9 112L11 113L10 110H9ZM29 112H28V113H29ZM34 112H35V111H32L33 115H35ZM109 112H110V111H109ZM122 112H124V111L121 110V113H122ZM146 112H147V111H146ZM176 112H177V111H176ZM176 112H175V113H176ZM222 112H221V113H222ZM251 112H252V113H251ZM258 112H259V111L255 112L254 115L256 116V113H258ZM32 113H31V114H32ZM72 113H75V112H72ZM92 113H93V112H92ZM106 113H107V112H106ZM180 113H182V112H180ZM210 113H211V112H210ZM226 113L223 112L222 114L224 115V114H226ZM259 113H260V112H259ZM262 113H263V112H262ZM262 113H261V114H262ZM14 114H16V112H14ZM112 114H113V112H112ZM139 114H140V113H139ZM146 114H147V113H146ZM165 114H167V113H165ZM183 114H184V113H183ZM183 114H181L182 116H181V118H180L181 120L179 119L180 121H182V119H183V118H182V117L184 116ZM231 114H232L231 116L234 115L233 113H231ZM7 115H9V113H8ZM33 115L30 117V118H31V119H30V122L33 121V120H32V119H33V118H32ZM74 115H75V114H74ZM92 115H93V114H92ZM258 115H259V114H258ZM258 115H257V116H258ZM9 116H10V115H9ZM9 116L6 117L8 120H9ZM12 116H13V117H12L11 121L14 119L12 123H14V121H15V123H16L15 126H16V125L20 126V125L18 124V122H17V119H15L16 115H15V116L12 115ZM18 116H19V115H18ZM24 116L26 117L25 114H24ZM27 116H28V114H27ZM109 116H110V115H109ZM185 116H186V115H185ZM227 116L225 115V118H227ZM252 116H253V115H252ZM255 116H254L253 118H255ZM262 116H263V115H262ZM28 117H29V116H28ZM34 117H36V115H35ZM76 117H77V116H76ZM149 117H150V116H149ZM187 117H188V116H187ZM190 117H191V116H190ZM215 117H216V116H215ZM235 117H236V116H235ZM235 117L233 116V118H232L231 120L233 121ZM10 118H11V117H10ZM17 118H18V117H17ZM26 118H27V117H26ZM40 118H41V117H40ZM74 118H75V117H74ZM78 118H79V117H78ZM108 118H110L111 120H115V119H114V116H113V118H111V117H107V119H105V120H110V119H108ZM133 118H135V116H133ZM143 118H144V120H143ZM171 118H172V117H170V119H171ZM185 118H186V117H185ZM218 118H217V119H218ZM236 118H237V117H236ZM258 118H260V117H258ZM263 118H264V116H263ZM34 119H35V118H34ZM140 119H141V118L137 119V121H139ZM145 119L147 120V117H145V116L142 117V119H141L142 122H143V121L145 122ZM148 119H149V118H148ZM173 119H174V118H173ZM173 119H172V120H173ZM228 119L230 120L229 117H228ZM260 119H261V118H260ZM260 119H258V120H260ZM83 120H84V119H83ZM141 120H140V123H141ZM174 120H175V119H174ZM200 120H201V119H200ZM224 120H225V119H224ZM240 120H242V119H240ZM0 121H1V120H0ZM137 121H136V122H137ZM175 121H177V118H176ZM207 121H208V120H206V122H207ZM213 121H214V120H213ZM237 121H238V120H237ZM253 121L257 122V118H256V119H252V122H253ZM261 121H263V120H261ZM9 122H10V121H9ZM9 122H8V123H9ZM25 122H26V121H25ZM95 122H96V121H95ZM106 122H109V121H106ZM113 122H115V121H113ZM123 122H124V121L121 120V123H123ZM131 122L134 123L135 120H134V121L132 120ZM136 122H135V123H136ZM147 122H150V120H148ZM153 122H154V121H153ZM153 122H152V123H153ZM165 122H166V121H165ZM182 122H183V121H182ZM211 122H212V120H211ZM220 122H221V121H220ZM226 122H227V121H226ZM71 123H72V122H71ZM115 123H116V122H115ZM138 123H139V122H138ZM179 123H180V122H179ZM186 123H187V122H186ZM228 123L231 124V122H228ZM238 123H239V121H238ZM238 123H237V125H235L236 128H237L238 125H240V124H238ZM241 123L244 124V121L241 122ZM261 123H262V122H261ZM109 124H111V126H113V125L115 126V124L112 125V122H110ZM130 124H131V123H130ZM136 124H137V123H136ZM141 124H142V123H141ZM149 124H151V123H149ZM149 124H147V126L144 124V126H146V129L149 127ZM211 124H213V123H211ZM222 124H223V125L225 124L224 121H223ZM262 124H263V125H261V127H262V128H261L260 126H258V122H257V125H255V123H254L255 127H256V126H257L258 128L260 127V128H261L260 131H264V130H263V128H264V122H263ZM1 125H2V122H0V128H2ZM3 125H4V124H3ZM12 125H13V124H12ZM28 125H29V124H28ZM28 125H27V126H28ZM54 125H55V124H54ZM71 125H72V124H71ZM73 125H74V124H73ZM78 125H79V124H78ZM86 125H87V124H85V126H86ZM105 125H106V123H105ZM125 125H126V124H125ZM225 125H227V124H225ZM225 125H224V127L221 125L222 127L220 126V129H221V128H225ZM228 125H229V124H228ZM244 125H246V124H244ZM5 126H6V125H5ZM7 126H8V125H7ZM7 126H6V129H8ZM9 126H11V124H9ZM9 126H8V127H9ZM15 126H14V127H15ZM47 126H48V125H47ZM47 126H46V128H47ZM103 126H104V124H103ZM107 126H108V125H107ZM114 126H113V127H114ZM119 126H121V125H119ZM130 126H131V125H129V129H130ZM133 126H134V124H133ZM152 126H153V125H152ZM213 126H214V125H213ZM12 127H13V126H12ZM12 127H9V128H12ZM16 127H17V126H16ZM28 127H30V126H28ZM39 127H40V126L38 125L37 128L39 129ZM60 127H61V126H60ZM72 127H73V126H72ZM79 127H81V125H79ZM101 127H102V126H101ZM121 127H122V126H121ZM124 127H125V126H124ZM126 127H128V125H127ZM137 127H138V124H137ZM141 127H142V126H141ZM155 127L157 128L156 125H155ZM227 127H229V126H227ZM227 127H226V128H227ZM230 127H232V126L230 125ZM239 127L241 128L242 125L238 126V128H239ZM244 127L247 128V126H244ZM42 128H43V127H42ZM48 128H49V127H48ZM52 128H53V126H52ZM52 128H50V129H52ZM73 128H74V127H73ZM76 128H77V126H76ZM82 128L84 129V126H83ZM82 128H81V130H82ZM107 128H110V127H107ZM133 128L135 129L136 127H133ZM133 128H132L131 130H134ZM149 128H150V127H149ZM151 128H152V127H151ZM201 128H202V127H201ZM211 128H212V127H211ZM236 128H234V129H235V130H234L235 132H237V130L242 131L240 128L237 129V130H236ZM16 129H18V128H16ZM25 129H26V128H25ZM30 129H31V128H30ZM33 129H34V126H33ZM55 129H56V128H54V130H55ZM77 129H79V128H77ZM105 129H106V128H105ZM212 129H213V128H212ZM232 129H233V127L231 128V131H232ZM247 129H248V128H247ZM8 130H9V131H8L9 133H10V132L12 133V129H11V130L8 129ZM13 130H15V129L13 128ZM18 130L20 131V129H18ZM35 130H36V129H35ZM35 130H33V131L35 132ZM40 130H41V129H40ZM40 130H39V131H40ZM43 130H44V128L42 129V131H43ZM52 130H53V129H52ZM56 130H57V129H56ZM56 130H55V133L57 132ZM74 130H76V129H74ZM108 130H109V129H108ZM136 130H137V128L135 129V132H136ZM142 130H143V129H141V132H142ZM148 130H151V129H148ZM181 130H182V129H181ZM205 130H206V129H205ZM258 130H259V129H258ZM19 131H18V132H19ZM76 131H77V130H76ZM79 131H80V129H79ZM179 131H180V130H179ZM197 131H198V132H197ZM197 131H196V133H197V134L199 133L198 135L200 136V135L202 134V133L200 134L201 130L199 131V129H198ZM219 131H220V130H218V132H219ZM224 131H225V130H224ZM224 131H223V132H224ZM260 131H258V132H260ZM16 132H17V130L13 132L14 135H15ZM34 132H33V134H34ZM40 132H41V131H40ZM137 132H138V131H137ZM180 132H181V131H180ZM180 132H179V133H180ZM218 132H217V134L219 135ZM223 132H222V133H223ZM225 132H227V130H226ZM235 132H234V133H235ZM249 132H250V131H249ZM249 132L247 131V133H249ZM255 132H256V134H258V132L256 131V128H255ZM13 133H12V134H13ZM76 133H77V132H76ZM107 133H109L108 136L113 135L112 133H111V135H110V132H107ZM113 133H114V132H113ZM117 133H118V132H117ZM184 133H185V132H184ZM234 133H233V135H234ZM245 133H246V132H245ZM245 133L242 134V135H244V137H246V136H245ZM260 133H261V132H260ZM260 133H259L258 135L261 137V136H262V135H261L262 133H261V134H260ZM263 133H264V132H263ZM42 134H43V133H42ZM44 134H45V133H44ZM87 134H88V133H87ZM87 134H86V136H87ZM134 134H135V133H134ZM143 134H145V133L142 132V135H143ZM169 134H170V133H169ZM172 134H173V133H172ZM177 134H178V133H177ZM197 134H196V135H197ZM229 134H230V133H229ZM229 134H228V132L225 133V135H228V137H230ZM1 135H2V136H1L2 139H0V141H3V139H4L3 137H4V136H5V139H7V138H6V135H4V133L1 134ZM3 135H4V136H3ZM16 135H17V134H16ZM25 135H26V134H25ZM55 135H56V134H55ZM82 135H83V134H82ZM116 135H117V134H116ZM116 135H115V136H116ZM145 135H146V134H145ZM183 135H184V134H183ZM196 135L194 134L195 137H196ZM258 135H257V137H258ZM43 136H44V135H43ZM46 136H47V137H46ZM140 136H141V135H139V136L136 137V138L138 139ZM146 136H147V135H146ZM223 136H224V134L222 135V137H220V138H221V142H222V141L224 142L226 139L228 140V138H224L225 140L222 139ZM239 136H240V134H238L237 137L233 136V138H235L234 140H236V138H237L238 140H240V139L238 138ZM1 137H0V138H1ZM9 137H10V136H9ZM11 137H12V136H11ZM17 137H18V136H17ZM44 137L48 138V135H45ZM56 137H57V135H56ZM88 137H89V136H88ZM91 137L93 138L94 136L91 135ZM111 137H112V139H113V136H111ZM182 137H183V136H182ZM200 137H203V136H200ZM225 137H227V136H225ZM247 137H249V136H247ZM46 138L44 139V141H47V142H48V140H47ZM109 138H110V137H109ZM130 138H131V137H130ZM130 138H129V139H130ZM133 138H135V136H134ZM142 138H145L144 135L141 136V137L139 138L138 141L140 142V139H142ZM179 138H180V137H179ZM186 138H187V136H186ZM240 138L242 139L241 136H240ZM253 138H255V137H253ZM10 139H11V138H10ZM23 139L26 140V142H28V141H29V142H30V141L32 142L31 138H28V137L26 138V137H25V138H23ZM23 139H22V140H23ZM27 139H30V140H27ZM41 139H43V137H42ZM137 139H136V141H137ZM148 139H149V138H148ZM148 139H147V141H148ZM187 139H188V138H187ZM231 139H232V138H231ZM231 139H230V141H231ZM258 139H260V138L258 137ZM258 139L256 140V142L258 141ZM16 140H17V144H18V145H19L20 143H22V142H18V141H19L18 138H17ZM56 140H57V139H56ZM88 140H89V139H88ZM145 140H146V139H145ZM145 140H144V141H145ZM169 140H170V139H169ZM189 140H190V139H189ZM246 140H247V139H246ZM246 140H245V142H246ZM8 141L10 142V140H8ZM41 141H42V140H41ZM134 141H135V140H134ZM136 141H135V143H137ZM144 141L141 140L142 143H143ZM228 141H229V140H228ZM240 141H241V140H240ZM240 141H239V142H240ZM242 141H243V139H242ZM242 141H241V142H242ZM250 141H251V140H250ZM250 141H249V142H250ZM259 141H260V140H259ZM261 141H262V140H261ZM12 142H13V141H12ZM26 142H25V143H26ZM31 142L29 143V146H30V144L32 145V144L35 143L36 141H35V142H32V143H31ZM49 142H50V140H49ZM139 142H138V143H139ZM180 142H181V141H179V143H180ZM183 142H184V141H183ZM202 142H203V141H202ZM202 142H201V143H202ZM253 142H254V140H253ZM263 142H264V141H263ZM10 143H11V142H10ZM10 143H9V144H10ZM14 143H15L14 145H16V148H18V150L16 149V150H17L16 152H18V151L20 150L19 148H22V146H21V147H20V145L17 146L16 141H14ZM56 143H57V142H56ZM60 143H61V142H60ZM144 143H145V142H144ZM147 143H148V142H146V143L144 144L146 147H148ZM164 143H165V142H164ZM172 143H176V144H175L176 146L179 145L178 141H175V142L173 141ZM230 143H232V141H231ZM230 143L228 142V144H230ZM236 143H238L237 140H236ZM243 143H244V141H243ZM1 144H2V145L4 144V146H6L5 143H3V142H1ZM12 144H13V143H12ZM37 144H38V143H37ZM139 144H141V143H139ZM177 144H178V145H177ZM183 144H184V143H183ZM207 144H208V143H207ZM232 144H233V143H232ZM238 144H239V143H238ZM238 144H237V145H238ZM58 145H60V144H57V145H56V148H60ZM108 145H109V144H108ZM144 145L141 144V146L145 147ZM230 145H231V144H230ZM230 145H229V146H230ZM240 145H241V144H239V146H240ZM242 145H243V144H242ZM252 145H253V144H252ZM10 146H11V145H10ZM33 146H35V144H34ZM38 146H39V145H37V147H38ZM40 146H42V145H40ZM40 146L37 148V150L39 149L40 151H42V150H41L42 147H40ZM60 146H61V145H60ZM64 146H66V145H64ZM109 146H110V145H109ZM109 146H108V147H109ZM141 146H140V147H141ZM192 146H193V145H192ZM192 146H191V147H192ZM232 146H233V145H232ZM232 146H231V147H232ZM234 146H235V145H234ZM234 146H233V147H234ZM11 147H12V146H11ZM27 147H28V146H27ZM61 147H62V146H61ZM69 147H70V146H69ZM101 147H102V145L100 146V143H99V149H102ZM105 147H106V146H105ZM138 147H139V146H138ZM138 147H137V148H138ZM146 147H145L144 149L141 147V150H143L142 152H146V151H148V149L146 150ZM179 147H180V146H179ZM179 147H178V148H179ZM189 147H190V146H189ZM189 147H188V148H189ZM209 147H210V146H209ZM235 147H236V146H235ZM7 148L9 149L10 147L7 146ZM23 148H24V146H23ZM23 148H22V149H23ZM56 148H55V149H56ZM103 148H104V147H103ZM126 148H127V147H126ZM149 148H150V147H149ZM188 148H187V149H188ZM247 148H248V147H247ZM4 149H6V148H4ZM8 149H7V150H8ZM12 149L14 150L13 147H12ZM25 149H27V148H25ZM29 149H30V148H29ZM61 149H63V148H61ZM61 149H60V150H61ZM99 149H97V150H99ZM111 149H112V148H111ZM121 149H122V148H121ZM243 149L245 150V147H244ZM251 149H253V148H251ZM10 150H11V149H9L8 151H10ZM13 150H11V151H12V152H15V150H14V151H13ZM23 150H24V149H23ZM37 150H34V152H37V153H38L39 150H38V151H37ZM97 150H96V151H97ZM145 150H146V151H145ZM190 150H191V148H189V151H188V152H190ZM207 150H209V149H207ZM211 150H212V149H210V152H211ZM247 150H248V149H247ZM247 150H246V151H247ZM70 151H71V150H70ZM70 151H69V152H70ZM72 151H73V150H72ZM94 151H95V150H94ZM139 151H140V150H139ZM139 151H138V152H139ZM178 151H179V152H178ZM185 151H186V150H185ZM221 151H222V150H220V152H221ZM254 151H255V149H254ZM257 151H258V150H257ZM261 151H262V150H261ZM12 152H10V153H12ZM30 152H31V155H33V154L35 155V157L33 156V158H34L35 161H34L33 159H29V160H32V161H34V162L36 163V161H38V160L40 159V157H37V156L40 155V154H38V155L36 156V154H35L34 152H32V151H30ZM46 152H48V151H46ZM69 152H68V153H69ZM104 152H105V151H104ZM132 152H135V151L132 150ZM138 152H135V153H138ZM175 152H178L179 154H181L180 152H182V151H181V150H176ZM188 152H187V154L189 155ZM208 152H209V151H208ZM212 152H213V150H212ZM212 152H211V153H212ZM218 152H219V151H218ZM224 152H227V151H224ZM0 153H1V152H0ZM2 153H3V152H2ZM2 153H1V154H2ZM24 153H26V151H24ZM42 153H43V152H42ZM49 153H50V152H49ZM73 153H75V152L73 151ZM121 153H122V150H121ZM178 153H177V154H178ZM183 153H184V152H183ZM183 153H182V155H183ZM185 153H186V152H185ZM185 153H184V154H185ZM222 153H223V152H222ZM222 153H221V155H222ZM228 153H229V152H228ZM246 153H247V152H246ZM248 153H249V152H248ZM248 153H247V154H248ZM1 154H0V155H1ZM3 154L6 155V156H0V164H2V167H1V165H0V167H1L0 171L4 169L3 171L5 172V174H6V171H7V170L12 171V172H13V175H14V173H15L16 177H15V176L9 177L8 174H7V177H9V178H7L8 181H9L8 183H9L10 185L15 186V188L12 189V190H14V191L17 190V191H16V194H17L18 190H21V191H20V192H21V196H20V194H19V192H18V194H19V196H20V198H21L20 201H21L22 203H23V201H25V204H27V203H28V204H29V203H32V204H31V205H32L31 208H33V206L35 207V205H37V203H38V201H37V200H38V199H37V196H35V194H32L33 192L30 193L29 195H27V193H23V194H22V191L25 192V191H26L25 188H26V186H28V185L25 186L24 183H27L29 180H31V178L36 177V176L34 175V173H33L34 168H32V167L30 166V164H26V162H22L23 160L19 161L20 159H16L17 157H15V159H16V160H15V159L11 158V156L8 157V155H7L6 153H3ZM27 154H28L27 156L30 157V153H27ZM45 154H46V153H45ZM70 154H72V153H70ZM76 154H77V152H76ZM174 154H175V157H176L177 154H176V153H174ZM179 154H178V155H179ZM208 154H209V153H208ZM212 154H213V153H212ZM218 154H220V153H218ZM226 154H227V153H226ZM233 154H234V153H232V155H233ZM136 155H137V154H136ZM221 155H220V157H221ZM73 156H75V154H74ZM121 156H123V155L121 154ZM129 156H130V155L128 154V158H129ZM131 156H132V155H131ZM134 156H135V154H134ZM160 156H161V155H160ZM172 156H173V154H172ZM183 156H184V155H183ZM183 156H182V157H183ZM211 156H212V155H211ZM230 156H231V155H230ZM36 157L39 158V159L36 160V159H35ZM49 157H51V156H49ZM69 157H70V155H69ZM77 157H78V156H77ZM132 157H133V156H132ZM132 157H131V158H132ZM178 157H180V156H178ZM182 157H181V158H182ZM189 157H191V156H189ZM220 157H219V158H220ZM223 157H224V156H222V158H223ZM231 157H232V156H231ZM3 158H4V160H3ZM26 158H28V157H26ZM31 158H32V157H31ZM52 158H53V157H52ZM70 158H71V157H70ZM74 158H75V157H74ZM114 158H115V157H114ZM114 158H113V159H114ZM117 158H118V156H117ZM128 158H127V160H128ZM133 158H138V155H137V157L135 156V157H133ZM252 158H253V157H252ZM115 159H116V158H115ZM118 159H119V158H118ZM171 159H173V158H171ZM190 159H191V158H190ZM212 159H213V158H212ZM224 159H225V157H224ZM229 159H231V158H229ZM229 159H228V162H229ZM41 160H42V159H41ZM46 160H48V159H46ZM53 160H55V159H53ZM103 160H104V159H103ZM103 160H102V161H103ZM129 160H130V158H129ZM145 160H146V159H145ZM191 160H192V159H191ZM239 160H241V158H239ZM242 160H243V158H242ZM43 161H44V160H43ZM98 161H99V160H97V162L95 161L94 163H98ZM102 161H101V163H102ZM105 161H106V160H105ZM105 161H103V162H105ZM115 161H116V160H115ZM115 161H114V162H115ZM130 161H131V160H130ZM157 161H158V160H157ZM157 161H156V163H157ZM214 161H215V160H214ZM226 161H227V158H226ZM38 162H39V161H38ZM38 162H37V163H38ZM44 162H45V161H44ZM106 162H108V161H106ZM139 162H141V161H139ZM174 162H175V161H174ZM177 162H178V161H177ZM180 162H181V161H180ZM180 162H178V163H180ZM236 162H239L240 164H238V165H240V166L242 165V167L248 165V163H249V162H247V164H246V162H245V164H244V163L242 164L241 161H238V160H237ZM262 162H264V161H262ZM40 163H41V162H40ZM126 163H127V161H126ZM128 163L130 164V162H128ZM141 163H143V162H141ZM145 163H146V162H145ZM158 163H159V161H158ZM165 163H166V162H165ZM199 163H200V161H199ZM199 163L195 164V166H196V167L198 166V168H199V165H198ZM213 163H214V162H213ZM15 164H17V166H14ZM41 164H42V163H41ZM105 164H106V163H105ZM115 164H116V163H115ZM174 164H175V163H174ZM189 164H191V163L189 162ZM234 164H235V162H234ZM236 164H237V163H236ZM249 164H250V163H249ZM12 165H13V166H12ZM96 165H97V167L99 166L98 164H96ZM96 165H95V168H96ZM100 165H101V164H100ZM107 165H108V164H107ZM168 165H170V163H169ZM168 165H167V166H168ZM200 165H201V164H200ZM205 165H206V164H205ZM220 165H221V164H220ZM243 165H244V166H243ZM3 166H4L5 168H4ZM42 166H45V165L42 164L41 167H42ZM47 166H49V165L47 164ZM51 166H52L53 171H51V170H50V171L56 174V172H57L58 170H57L56 172H54V171H55L54 168H55V167L57 168V166H55V167H54L53 165H51ZM51 166H50V167H51ZM171 166H172V165H171ZM171 166H169V167H171ZM230 166H232V165H230ZM233 166H235V165H233ZM240 166H237L236 168L238 169V167H240ZM33 167H34V166H33ZM53 167H54V168H53ZM175 167H176V166H175ZM242 167H241V169H238V170H242L241 172H243V170H245V168L242 169ZM248 167H249V166H247V168H248ZM250 167H252V165H251ZM250 167H249V168H250ZM38 168H39V167H38ZM43 168H45V167H43ZM171 168H172V167H171ZM198 168H197V170H198ZM249 168H248V169H249ZM252 168H254V165H253ZM259 168H260V169H259ZM262 168H263L262 166H260V167H258V168L256 167V169L254 168L255 172H257V173L259 174L258 177L260 176V173H259V172H260V170H262ZM48 169H50V168H48ZM61 169H62V168H61ZM61 169H60V170H61ZM80 169H81V168H80ZM100 169L103 170V169H105V167H104V168H101V167H100ZM106 169H107V168H106ZM194 169L196 170V168H194ZM194 169H193V170H194ZM248 169H247V171H246L247 173H248ZM258 169H259V170H258ZM37 170L41 171L40 169H37ZM72 170H74V169H72ZM96 170H97V168H96ZM171 170H172L171 173L174 172L173 169H171ZM197 170H196V171H197ZM238 170H237V173H238ZM3 171H2V172H3ZM10 171H8V173H9ZM39 171H38V172H39ZM48 171H49V170H48ZM63 171H64V170H63ZM63 171L61 170L60 174L57 172V173H58V176H60L61 174L63 175V174H64ZM75 171H76V170H75ZM126 171H127V170H126ZM175 171H178V169L175 168ZM204 171H205V169H204ZM2 172H1V174H2ZM4 172H3V173H4ZM35 172H37V171H35ZM42 172H43V173H42ZM42 172H41L40 174H48V173H46V172L44 173V170H42ZM51 172H50V173H51ZM200 172H201V171H200ZM234 172H235V169H234ZM53 173H52V174H53ZM75 173H76V172H75ZM75 173H72V172H71V176L73 177V179H72L73 182H74V180L78 177V175H77L76 178H75V176H73V175H75ZM171 173H170V174H171ZM176 173H177V172H176ZM176 173H175V174H176ZM235 173H236V172H235ZM249 173H250V171H249ZM130 174H131V173H130ZM242 174H243V173H242ZM3 175H4V174H3ZM3 175H2V176H3ZM10 175H11V174H10ZM26 175H27L28 178H30L28 181H27V179L25 180ZM28 175H29V176H28ZM82 175H83V174H82ZM82 175H81V176H82ZM88 175H89V174H88ZM172 175H173V176H172ZM172 175H171V176L174 177V179L179 177L178 174H176L177 177L174 176V174H172ZM237 175H238V174H237ZM245 175H246V174H245ZM24 176H25V177H24ZM71 176H68V177L72 178ZM93 176H94V175H93ZM180 176H181V175H180ZM235 176H236V175H235ZM243 176H244V174H243ZM246 176H247V175H246ZM3 177L5 178L6 175H4ZM23 177H24V178H23ZM27 177H26V178H27ZM47 177H48V176H47ZM50 177H51V176H50ZM54 177H56V176H54ZM61 177H62V176H61ZM230 177H232V176H230ZM236 177H237V176H236ZM239 177H240V176H239ZM241 177H242V176H241ZM256 177H257V176H256ZM4 178H3L2 180H6V179H4ZM21 178H22L23 180H22ZM57 178H58V177H57ZM78 178H79V177H78ZM81 178L84 179L83 177H81ZM81 178H80V180H81ZM181 178H182V177H181ZM246 178H247V177H246ZM246 178H245V179L242 178L244 182L246 181ZM260 178H261V176L259 177V179H260ZM17 179H21V181H18ZM53 179H56V178H53ZM113 179H114V178H113ZM182 179H183V178H182ZM190 179H191V178H190ZM237 179H238V178H237ZM254 179H255V178H254ZM261 179L264 180L263 178H261ZM24 180H25L26 182H25ZM36 180H37V179H36ZM36 180H35V181H36ZM48 180H50V181H48V182H44L45 184H44V183H43V184L46 185V186H48V185H53V183L56 182L55 180H54V182H53L51 179H48ZM56 180H57V182H59V183L56 182V184H54V185H57V186H58L60 183H61L62 185H65L64 182H63V183H64V184H63L62 181L60 182V181H58V179H56ZM70 180H71V179H70ZM84 180H85V179H84ZM84 180H83V182H84ZM98 180H99V179H98ZM98 180H97V181H98ZM178 180H179V179H178ZM184 180H185V179H184ZM186 180H187V179H186ZM199 180H200V179H199ZM77 181H79V179H78V180H77V179L75 180V182H77ZM81 181H82V180H81ZM182 181H183V180H182ZM187 181H188V180H187ZM239 181H240V183L242 182L241 179H240ZM253 181H254V180H252L251 182H253ZM0 182H1V181H0ZM4 182H5V181H4ZM32 182H33V181H32ZM41 182H43V181H41ZM75 182H74V183H75ZM83 182H82V183H83ZM85 182H86V180H85ZM100 182H101V181H100ZM178 182H180V181H178ZM237 182H238V180H237ZM244 182H242V184H243ZM249 182H250V181H249ZM256 182L259 183V180L257 179ZM256 182H254V183L257 185L258 183H256ZM261 182H262V181H261ZM263 182H264V181H263ZM263 182H262V184H263ZM22 183H23V184H22ZM30 183H31V181H30ZM30 183H29V184H30ZM33 183H36V184H33V185H35L36 188H37L36 185H38V184H42V183H40V182H39V183H38V182H33ZM37 183H38V184H37ZM79 183H81V182L79 181ZM98 183H99V181H98ZM98 183H97V184H98ZM116 183H117V182H116ZM182 183L184 184V181L181 182V184H182ZM254 183H253V184H254ZM1 184H2V182H1ZM1 184H0V186H2ZM66 184H67V183H66ZM77 184H78V182H77ZM117 184H118V183H117ZM178 184H179V183H178ZM244 184H245V183H244ZM249 184H250V183H248L247 185H249ZM253 184H252V185H253ZM260 184H261V183H259L258 186L261 187L262 184H261V185H260ZM5 185H6V184L3 183V186H2V187L4 188ZM54 185H53V187H54ZM69 185H71V184H69ZM84 185H85V184H83V186H84ZM115 185H116V184H115ZM118 185H119V184H118ZM123 185H124V184H123ZM163 185H164V184H163ZM184 185H185V184H184ZM184 185H183V186H184ZM247 185H245V188H246ZM252 185H250V186H252ZM256 185H254L252 188H254ZM31 186H32V183H31ZM46 186H45V187H46ZM57 186H56V187H57ZM79 186H80V187H83L81 184H79ZM79 186H78V187H79ZM85 186H86V185H85ZM85 186L83 187V189H84V190H88V188L86 189ZM89 186H90V184H89ZM98 186H99V184H98ZM128 186H129V185H128ZM164 186H165V185H164ZM181 186H182V185H181ZM2 187H1V189H2ZM32 187H33V186H32ZM32 187H31V188H32ZM45 187H44V188H45ZM56 187H54V192H53V189H52V188H48V190H49V189L52 190V191H50V192L55 194L56 192H58V191L55 192ZM67 187H68V188H67ZM74 187H75V186H74ZM80 187H79V188H80ZM115 187H116V186H115ZM119 187H121V186H119ZM122 187H123V186H122ZM124 187H125V186H124ZM237 187H239V186H237ZM247 187H248V186H247ZM262 187H263V188H262ZM262 187H261V190L264 189V186H263V185H262ZM33 188H34V187H33ZM44 188L42 189V187H41V189L39 188L38 190H39V192H40V190H44L43 193H45V195H46L47 193H46L45 190H47V187H46V189H44ZM66 188H67V190L64 191V189H63L61 193H60V190L62 189V187H61L60 189L58 188L57 190H59V193H60L61 195L58 194L59 196H58V195H57V196H58V197H61V199L64 198V197H62V196H64V195H66V197L68 196L67 199H68V198L70 199V202H69V203L74 204V206H75L76 208L79 207V211H81L80 208H81V209H84V210L86 211V214H83V213H82L81 215L78 214V215H80V218H79V220L77 219V224H78V222H79L80 224H84V223H87V222H94L96 225L103 226V227L106 229V233H100L97 229H95L96 227H95V225H94V227H91V226H90V228H86V229L79 230L78 227H77V225H76V223L64 219V217H66V215L70 213V212H68V211H64L62 214L57 215L59 218L57 217L58 219H56V216H55L56 214H54V215L52 214V209H51L50 203H62V204H66L67 201H65V202H58V201H54V200H52L51 198H50L51 200H50V199H46V198H44V199L48 200L47 202H48L49 204H48L47 202H46L47 204H42V203L39 204V206H40V205L42 206V207H40V209H41V208H42V209L45 208V209H43V210H46V209H47V210H46L47 213L45 212L46 215H47V220H48V218H49L51 221H52V220L54 221V219H55V220L57 221L56 223H58V225H59V227H58V226H55V225H57V224H55V225L52 226V228H53V229H55L54 227L61 228L65 233L69 234V235L71 236V238L74 237V240L72 241V242L74 243V246H70V247H68V249H67V252L70 253V255H72V254L74 253L75 247H76V245L79 244V243L83 244V246H84V248H85V251H86V249L89 250V248H91V242L95 239V238H93V239H89V236H93L94 234H100V235H101V238L99 237L100 235H99L98 237H99L103 242H107V245H109V246H110L111 248H113V249L117 246L116 243H117V241H118V237H119V236L124 237V238L129 242V243H126L127 245H124V247L126 246L125 248L127 249V250H126L127 253L124 254V253H122V252H124V251H122L121 253L123 254V256L120 255V254H118V255L114 258V256H115V254H114V255H111V256L109 257L108 255L110 254V252H107L106 250H105L106 252H104V250H100V248H101V247H100L99 249L97 248L98 250L95 251V254L92 253V257H93V255H94V258H95L96 260H95L94 258H92L90 255L87 254L88 257H84V258H83L84 255H82V256H81L82 258L79 257V258H77V259H74L73 261L70 262L71 264H87V262L90 261V260H92V259H94V260L96 261V262H93V263H97V264H144V263H145V261H144V262L139 261V259H138V257H137V254H136V251H137L138 249L135 247L134 242H133L132 240H136V242H138V241L140 242L139 239H143L144 237L150 236L151 238L154 237L153 239H154V241H156V240H155V237H156L155 235H157V234H155V231H154L155 229H154V228H147V230H146V231H147V234H146V235H141V234H139V233H136L135 231L132 230V229H133L132 226L135 225V224H134V222H135L134 219L132 220V221H134V222H131V221H128V220L123 219L124 217L122 218V217H120L119 214H116L115 212H113V210L111 211V210H110V209L104 204V202L101 200V198H100V199L97 198V197L94 198V196H93V198H92L91 196L89 197V195H88V197H87V195H86V197H84L85 194L83 195L82 193H79L77 190H74L73 187L70 188L69 186H66ZM66 188H65V189H66ZM166 188H167V187L165 186V189H166ZM222 188H223V187H222ZM233 188H234V187H233ZM5 189L7 190V187H5ZM5 189H4V190H5ZM91 189L94 190V187L90 188V190H91ZM118 189H120V188H118ZM118 189H117V190H118ZM131 189L134 190V188H131ZM170 189H172V188H170ZM227 189H228V188H227ZM239 189H240V188H239ZM247 189H248V190L250 189L249 191H251V187H250V188H247ZM36 190H37V189H36ZM38 190H37V191H38ZM126 190L128 191L127 188L125 189V191H126ZM231 190L233 191L234 189H231ZM231 190H230V191H231ZM235 190H237V189L235 188ZM261 190H260V191H261ZM33 191H34V190H33ZM129 191H130V189H129ZM226 191H227V190H226ZM253 191H254V190H253ZM1 192H2V191H0V193H1ZM6 192H7V191H6ZM8 192H11V191H9V189H8ZM8 192H7V193H8ZM90 192H91V191H90ZM94 192H96V191H94ZM100 192H101V190H100ZM102 192H104V191H102ZM131 192H133V191H131ZM137 192H138V191H137ZM3 193H4V192H3ZM7 193H6V194H7ZM41 193H42V191H41ZM48 193H49V192H48ZM51 193H50V195H51ZM63 193H66V194L63 195ZM125 193H126V192H125ZM167 193H168V192H167ZM169 193H170V192H169ZM171 193H172V192H171ZM226 193H229V191H227ZM231 193H232V192H231ZM257 193H259V192H257ZM1 194H2V193H1ZM18 194H17V195H18ZM54 194H53V195H54ZM91 194L93 195V193H91ZM96 194H97V193H96ZM128 194H129V193H128ZM184 194H185V192H184ZM189 194L192 195V193H191L190 191H189V193L187 194L188 196H187L186 194H185V195L181 194L182 196H184L183 200H185V197L187 196V197H186V201H187V203H189V200H190V198H189L190 195H189ZM240 194H241V192H240ZM2 195H3V196H2ZM2 195L0 196V200H8V201H10V202H12V203H15V201H17V198H18V196H17V198H15L16 195L14 196V195L11 193V195L14 196L13 198H15V199H14L15 201H13V200H12L13 198H11L12 196L9 198L8 196H4V194H2ZM36 195H37V194H36ZM82 195H83V196H82ZM99 195L103 196L105 199H106V198L109 199V198H108L109 196L106 197L108 194H107L106 196H104V193L99 194ZM225 195H228V194H225ZM229 195L231 196L232 194H229ZM233 195L236 196V197H239V193H236V192H234V191H233ZM233 195H232V196H233ZM257 195H258V194H257ZM42 196H43V194H42ZM46 196H47V197H50V196H48V194H47ZM57 196H55V197H57ZM144 196H145V195H144ZM149 196H150V195H149ZM149 196H148V197H149ZM154 196H155V195H154ZM192 196H193V195H192ZM192 196H191V199L193 198ZM232 196H231V197H232ZM234 196H233V198H235ZM51 197H52V195H51ZM66 197H65V198H66ZM195 197H196V196H194V199L191 200L192 204L195 203V201H194V200H196ZM125 198H127V197H125ZM144 198H145V197H144ZM149 198H150V197H149ZM149 198H148V199H149ZM153 198H154V197H153ZM153 198L151 197L150 200L153 199ZM90 199H91V200H90ZM114 199H115V198H112V200H114ZM117 199H118V198H117ZM117 199H116V201H114V202L117 204L116 206H117V207L122 206V205H123L122 202L120 201L121 203H120V205H119V204L117 203V201H118ZM145 199H146V198H145ZM148 199H147V200H148ZM188 199H189V200H188ZM221 199H222V198H221ZM230 199H231V198H230ZM241 199H242V198H240V200H241ZM244 199H245V198H244ZM125 200H126V199H125ZM125 200L123 199V202H124V203H125ZM156 200H157V199H156ZM156 200H155V201H156ZM158 200H160V199H158ZM215 200H216V198H215ZM233 200H234V199H233ZM26 201H27V203H26ZM36 201H37V202H36ZM43 201H44V200H43ZM90 201H92L93 203H90ZM126 201H127V200H126ZM148 201H149V200H148ZM152 201H153V200H152ZM160 201L163 202V200H160ZM193 201H194V202H193ZM21 202H20V203H21ZM114 202H112V203H114ZM215 202H216V201H215ZM16 203H18V202H16ZM16 203L13 204V206H14V205L16 206ZM22 203H21V204H22ZM160 203H161V202H159V204H158L159 206L161 205ZM163 203H164V202H163ZM217 203H219V202L217 201ZM28 204H27V205H28ZM67 204H68V203H67ZM121 204H122V205H121ZM164 204L166 205V203H164ZM215 204H216V203H215ZM219 204H220V203H219ZM250 204H251V203L249 202V205H250ZM19 205H20V204H19ZM96 205H98V207L102 208L103 210H102V209H101V210H100V209L97 210V209L95 208ZM118 205H119V206H118ZM125 205H127V204L125 203V204L123 205V207H124ZM156 205H157V202H156ZM194 205H195V204H194ZM228 205H229V204H228ZM249 205H248V207H249ZM259 205H260V203H259ZM37 206H38V205H37ZM37 206H36V207H37ZM39 206H38V207H39ZM113 206H114V205H113ZM161 206H162V205H161ZM220 206H221V205H220ZM250 206H251V205H250ZM19 207H20V208H19ZM36 207H35L34 209H36ZM38 207H37V209H38ZM98 207H97V208H98ZM123 207H121V209H123ZM125 207L127 208V206H125ZM125 207H124L123 210H125ZM172 207H173V206H172ZM221 207H222V206H221ZM232 207H233V211H234V209H236V208L234 207V205H233ZM17 208H18V210H17L16 208L13 209L11 206H7L6 208H4V211L1 212L3 215L0 213V214L3 216V217H2V216L0 215V217H2L1 219H3V220H0V223H2L3 221H4L3 224H5V222L8 223V222H10V221H12V220H14V219H18L19 216H20V218H21V217H26V216H31V214H32L33 211H34V210L31 211V210L29 209V206H28V208H26V207L24 208V204H22V206H18V205H17ZM76 208H75V209H76ZM93 208L96 209V210H94ZM164 208H165V207H163V209H164ZM253 208H254V207H253ZM0 209H1V208H0ZM40 209H39V212H40ZM42 209H41V212L43 211ZM127 209H128V210L130 209V210L133 211V210H134V207H133V209H132V208H129V205H128V208H127ZM170 209H172V208H170ZM207 209L209 210V207H208ZM229 209H230V208H229ZM229 209H228V210L225 209V211H229ZM263 209H264V208H263ZM5 210H6V211H5ZM77 210H78V208H77ZM149 210H150V209H149ZM208 210H207V211H208ZM248 210H249V209H248ZM250 210H251V208H250ZM250 210H249V211H250ZM259 210H260V208H259L257 211L259 212ZM0 211H1V210H0ZM36 211H37V210H35L34 213H35ZM89 211H90V212H89ZM103 211L107 212L108 216L104 215V214H103ZM125 211H126V210H125ZM150 211H151V213H149L148 216H150V215L153 216L154 212H153V214H152V210H150ZM150 211H148V212H150ZM153 211H154V210H153ZM172 211H173V209H172ZM257 211H256V212H257ZM3 212H4V213H3ZM76 212H78V211H76ZM122 212H123V211H122ZM129 212H130V211H129ZM146 212H147V211H146ZM174 212H175V211H174ZM245 212H247V210H246ZM245 212H243V213L246 215ZM250 212H251V211H250ZM254 212H255V211H254ZM263 212H264V211H263ZM37 213H38V211H37ZM43 213H44V211H43ZM176 213H177V212H176ZM176 213H175V214H176ZM223 213H224V212H223ZM243 213H242V216H243ZM252 213H253V212H252ZM252 213H251V214H252ZM12 214H13V215H12ZM127 214H128V213H127ZM130 214H131V212L129 213V215H130ZM143 214H144V213H143ZM247 214H248V212H247ZM253 214H254V213H253ZM253 214H252V215H253ZM11 215H12V217H11ZM44 215H45V214H44ZM129 215H128V216H129ZM132 215H133V214H132ZM132 215L129 216V218H130V217L133 218ZM176 215H177V214H176ZM254 215H255V214H254ZM254 215H253V216H254ZM13 216H14V217H13ZM69 216H70V214H69ZM121 216H122V215H121ZM146 216H147V215H146ZM148 216L145 217V218L147 219V221H148V223H149V219H150V218H149ZM178 216H179V215H178ZM191 216H192V215H191ZM253 216H252V217H253ZM255 216H256V215H255ZM255 216L251 219V221H252V220L254 221ZM135 217H136V216H135ZM142 217H144V216H142ZM154 217H155V216H153V217L150 219V223H149V224H150V225L155 224L154 226H156V224L159 222V220L157 219L158 222L156 221V223H155ZM179 217H180V216H179ZM246 217H247V215L243 217V218H245L244 220H246ZM66 218H68V217H66ZM69 218H71V217H69ZM136 218H137V217H136ZM148 218H149V219H148ZM207 218H208V217H207ZM248 218L250 219V216L247 217V219H248ZM137 219H138V218H137ZM137 219H136V220H137ZM155 219H156V218H155ZM189 219H190V217H189ZM192 219H193V216H192ZM192 219H191V220H192ZM255 219L258 220V217H256ZM64 220H66V221H64ZM151 220H154V221H152V223H151ZM175 220H176V218H175ZM191 220H190V221H191ZM206 220H207V219H206ZM260 220H262V218H261ZM260 220H258V221L260 222ZM263 220H264V218H263ZM48 221H49V220H48ZM63 221H64V222H68V223H67V224H66V223L64 224ZM253 221H252V222H253ZM137 222H138V221H137ZM153 222H154V223H153ZM206 222H207V221H206ZM211 222H212V221H211ZM246 222H247V220H246ZM249 222H250V220H249ZM249 222H248V223H249ZM263 222H264V221H263ZM53 223H55V222H53ZM138 223H139V222H138ZM138 223H136V224H138ZM142 223H143V222H142ZM160 223H161V222H159V224H160ZM212 223H214V222H212ZM212 223H209V224L212 225ZM248 223H247V224H248ZM254 223H255V221H254ZM260 223H262V222H260ZM3 224L0 225V226H3ZM9 224H10V223H9ZM116 224H117V225L119 224V225L117 226ZM143 224H145V223H143ZM250 224H251V223H250ZM89 225H90V224H89ZM120 225H122L123 227L120 226ZM124 225H125L126 228L124 227ZM211 225H210V227H211ZM214 225H215V224H214ZM119 226H120V227H119ZM127 226H128L129 228H127ZM163 226H164V225H163ZM165 226H166V225H165ZM185 226H186V225H185ZM185 226H184V227H185ZM202 226H203V225H202ZM249 226H250V225H249ZM249 226H246V225H245V227H247V229L249 228ZM254 226H255V228H257L256 225H254ZM259 226H260V225H259ZM262 226H263V225H262ZM262 226H261V227H262ZM147 227H148V226H147ZM169 227H170V226H169ZM169 227L163 228L165 233H166L167 228L169 229ZM208 227H209V226H208ZM245 227H244V229H245ZM1 228H2V227H1ZM131 228H132V229H131ZM157 228H159V227L157 226ZM161 228H162V227H161ZM259 228H260V227H259ZM6 229H7V228H6ZM6 229H4V230H6ZM8 229H9V227H8ZM14 229H15V228H14ZM25 229H27V232L31 230V229L28 230V228H25ZM153 229H154V230H153ZM165 229H166V230H165ZM211 229H212V228H211ZM262 229H263V228H262ZM9 230H10V229H9ZM21 230H22V229H21ZM161 230H162V229H161ZM161 230H160V231H161ZM196 230H197V229H196ZM196 230H195V232H199V230H198V231H196ZM202 230H203V228H202ZM202 230H201V231H202ZM23 231H24V233L22 232L23 234L21 233V231H20V232L18 231L19 233L17 232L18 234H16V235H19L18 238H17V236H16L15 234H13V235L16 236V237H12L13 235L11 236V234H10V237H9V238L12 239V240H14V241L17 242V243H20V244H25V243H27V241H26L27 238L29 239V242H30L31 240L33 241V238H35V237L32 238V235L30 234V232H29V233H25L26 231H25V230H23ZM32 231H33V230H32ZM32 231H31V232H32ZM169 231H170V232H169ZM169 231H167V233L169 232V235L171 236V238H170L169 236H168V238H170L171 241H172V232H171V231H173V229H171V230H169ZM261 231H262V230H261ZM263 231H264V230H263ZM6 232H7V230H6ZM33 232L35 233V230H34ZM33 232H32V234H34ZM39 232H40V231H39ZM156 232H157V231H156ZM176 232H177V231H176ZM252 232H253V231H252ZM0 233H1V232H0ZM7 233H8V232H7ZM7 233H6V234H7ZM20 233H21V234H20ZM162 233H163V230H162ZM167 233H166L165 236H167ZM177 233H178V232H177ZM255 233H258V234H259V230H258V232L255 231ZM6 234L3 233V236L6 235ZM159 234H160V233H159ZM201 234H202V233H201ZM217 234H218V233H216L215 236H217ZM258 234H256V235H258ZM20 235H21V236H20ZM40 235H42V234H40ZM69 235H68V236H69ZM174 235H175V234L173 233V236H174ZM177 235H178V234H177ZM177 235H176V236H177ZM254 235H255V234H254ZM254 235H253V236H254ZM256 235H255V236H256ZM7 236H8V234H7ZM33 236H35V235H33ZM42 236H43V235H42ZM176 236H175V237H176ZM181 236H182V235H181ZM235 236H236V235H235ZM235 236H234V237H235ZM255 236H254V237H255ZM37 237H38V233H37ZM47 237H48V235H47ZM47 237L45 236V239H44V237H43V238H42V237L40 238V236H39L38 238L41 239L42 241L46 240V241H45L46 244H49V245H50V241H49V239H48ZM96 237H97V235H96ZM98 237H97V238H98ZM150 237H148V239H150ZM175 237H174V238H175ZM178 237H179V238H178ZM196 237H197V236H196ZM204 237H205V236H204ZM225 237H226V236H225ZM232 237H233V236H232ZM263 237H264V235H263ZM156 238H157V237H156ZM158 238H160V236H159ZM161 238H162V237H161ZM180 238L184 239V238H186V236H185V237L177 236V239H180ZM237 238H238V237H236V239H237ZM30 239H31V240H30ZM39 239H38V240H39ZM165 239H166V238H165ZM165 239H164V240H165ZM177 239H175V242L180 243V240H177ZM182 239H181V240H182ZM204 239H207V237H205ZM236 239H235V240H236ZM184 240H185V239H184ZM186 240H187V239H186ZM239 240L241 241V239H239ZM250 240H251V239H250ZM256 240H257V239H256ZM25 241H26V242H25ZM42 241H37V239H36L35 243L38 242V243H36V244H37L39 247H41L43 244H45L44 242L42 243ZM121 241H122V240H121ZM168 241H169V240H168ZM168 241H167V243H168ZM219 241L221 242V240H219ZM247 241H248V240H247ZM124 242H125V241H124ZM169 242H170V241H169ZM184 242H185V241H184ZM220 242H219V243H220ZM251 242H252V241H251ZM257 242H258V243H261V242L258 241V240H257ZM157 243H158V241H157ZM161 243H162V242H161ZM167 243H163V244H162V245H164V248H162V245H160L159 243H158V244H159L160 246H156L155 244L148 245V243H147V244H145V245L147 246V248H145V249H146V250H149L150 252H154L157 256H161V257L164 256V255H163L164 253H165V254H168V255H171L170 252H173V254H174V253L176 252L177 249H176L175 247L171 246V244H169V243L167 244ZM216 243H218V242H216ZM222 243H223V242H222ZM222 243H221V244H222ZM240 243H241V244L244 243V240H242V242H240ZM258 243H257V247H259V244H258ZM2 244L4 245V243L1 242V245H0V264L4 263V262H1V260H4V261H11L12 263H13L12 260H15L14 263H16V260H20V261H19V264H21L20 262H22V261L24 262V261L27 260V256H26L25 254H23V253H21V252H11V251L9 252V251H7V249H6L5 246H2ZM40 244H41V245H40ZM51 244H52V243H51ZM115 244H116V245H115ZM136 244H137V243H136ZM138 244H139V243H138ZM175 244H176V243H175ZM180 244H181V243H180ZM182 244H184V243H182ZM185 244H186V242H185ZM143 245H144V244H143ZM228 245H229V244H227V246H228ZM248 245H249V244H248ZM253 245H254V244H253ZM114 246H115V247H114ZM138 246H140V245H138ZM176 246H177V244H176ZM184 246H186V245H184ZM187 246H188V244H187ZM213 246H214V247L216 246V245L214 244V241H213ZM243 246H244V248L247 246V245H246V241H245V244H244ZM80 247H81V246H80ZM160 247H161L162 250L159 249ZM218 247H219V246H218ZM220 247H221V246H220ZM238 247H239V246H238ZM248 247H250V246H248ZM41 248H43V246H42ZM116 248H118V250H119V247H118V246H117ZM120 248H121V247H120ZM186 248H187V249L189 248V250L191 249L189 246L186 247ZM234 248H235V247H233V249H234ZM121 249H123V248H121ZM121 249H120V250H121ZM178 249H179V248H178ZM215 249H216V248H215ZM224 249H225V248H224ZM233 249H232V251H230V252H232V253L235 252V249H234V251H233ZM236 249H237V248H236ZM230 250H231V249H230ZM163 251H164V252H163ZM184 251H185V250H184ZM217 251H218V250H217ZM221 251H224L223 248H221ZM241 251H242V250H241ZM219 252H220V250H219ZM250 252H251V251H249L248 249H243V255H244L245 258L247 257L248 260H249V259H252V257H251L252 254H251ZM118 253H119V252H118ZM148 253H149V252H148ZM187 253H188V252H187ZM187 253H186V254H187ZM228 253H229V251H228ZM85 254H86V253H85ZM112 254H113V253H112ZM222 254H223V253H222ZM241 254H242V253H241ZM248 254H249V255H248ZM153 255H154V254H153ZM162 255H163V256H162ZM225 255H226V254L224 253V256H225ZM229 255H231V253H230ZM229 255H226L227 260H228V258H229ZM238 255H239V250H238ZM37 256H39V255H37ZM72 256H73V255H72ZM85 256H86V255H85ZM112 256H113V258H112ZM150 256L152 257V255H150ZM157 256H156L155 258H157ZM188 256H190V255L188 254ZM234 256H235V254H234ZM90 257H91V258H90ZM185 257H186V256H185ZM190 257H191V256H190ZM192 257H193V256H192ZM205 257H207V256L205 255ZM205 257H203L204 260L206 259ZM209 257H210V259H209L208 257H207V259H209L210 261L213 260V258H214V257H212V259H211V256H210V255H209ZM235 257H237V256H235ZM239 257H240V256H239ZM250 257H251V258H250ZM43 258H44V257H43ZM43 258L41 259V256H40V259L42 260V262H45V264H48ZM152 258L154 259V257H152ZM152 258H151V259H152ZM158 258H159V257H158ZM163 258H164V257H163ZM168 258H169V257H165V259H162V260L160 259V261H162V262H160L158 259H156V260H158V261L160 262L159 264H191V262H192V261L186 260V262L184 261V263H180V262H177L175 259L172 260L171 258H169V259H168ZM186 258H188V257H186ZM241 258H242V257H241ZM241 258H240V259H241ZM245 258H242V259H245ZM38 259H39V258H38ZM207 259H206V260H207ZM214 259H215V258H214ZM231 259H233V257L230 258V261H231ZM148 260H149V259H148ZM154 260H155V259H154ZM191 260H192V259H191ZM235 260H236V259H235ZM258 260H259V259H258ZM27 261H28V260H27ZM27 261H26V262H27ZM38 261H40V260H38ZM151 261H152V260H151ZM200 261H201V260H200ZM200 261H199V262H200ZM219 261H220V260H219ZM232 261H233V260H232ZM242 261H243V260H242ZM244 261H245V260H244ZM246 261H247V260H246ZM246 261H245V262H246ZM250 261H251V262H250ZM23 262H22V264H25V263H23ZM90 262H91V264H92V261H90ZM90 262H89V263H90ZM126 262H127V263H126ZM148 262H150V261H148ZM193 262H194V261H193ZM212 262H213V261H212ZM212 262H211V263H212ZM228 262H229V260H228ZM228 262H227V263H228ZM235 262H239L238 259H237ZM235 262H233V263L235 264ZM247 262H248V261H247ZM249 262L252 263V262H254V261L249 260ZM156 263L158 264V262H156ZM194 263H195V262H194ZM196 263H198V262H196ZM202 263H203V262H202ZM217 263H218V261H217ZM227 263H226V264H227ZM233 263H232V264H233ZM49 264H50V263H49ZM58 264H59V263H58ZM66 264H67V263H66ZM198 264H200V263H198ZM203 264H204V263H203ZM208 264H210V263H208ZM214 264H216V263H214ZM230 264H231V263H230ZM236 264H237V263H236ZM240 264H241V263H240ZM246 264H249V263H246Z\"/></svg>",
  "mask_w": 264,
  "mask_h": 264
}]
</instances>
